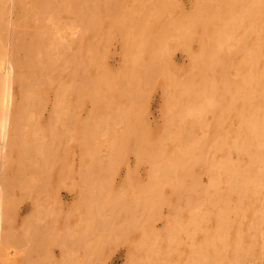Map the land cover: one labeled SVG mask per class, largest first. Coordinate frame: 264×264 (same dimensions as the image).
Masks as SVG:
<instances>
[{"label": "rangeland", "instance_id": "374dc122", "mask_svg": "<svg viewBox=\"0 0 264 264\" xmlns=\"http://www.w3.org/2000/svg\"><path fill=\"white\" fill-rule=\"evenodd\" d=\"M3 1L4 3H2ZM3 1L0 2V10L2 9L3 17H4L2 21V25L0 24V28L3 25H5L4 30L6 32L5 31L4 32L6 36V34L9 32L8 31L9 27H11L10 23L12 19L15 18L14 37L12 38L13 42L15 43L17 41L16 44H18V42L22 40L24 37V41L23 40L22 41L25 42V45L23 44L24 46L22 47L19 46L21 45L20 42H22L20 41L19 42L20 44L17 45V47L21 49L23 48L25 49V46H26L27 47L26 49H28L29 52L31 50V47L33 49L32 50L33 53H31L32 51L29 53V52H26L27 50L25 51L24 49L23 50L19 49L20 50L19 52L18 48H16L17 49L16 55L18 52L16 63L19 66L15 68L16 67L15 65L14 67L15 76L13 78L14 82H13V89H12V96H11V101H12L11 114H10V119H9L10 122L8 124V133L6 136V141H7V148L5 150L6 151L5 153V156H6L5 167L6 168L3 174L4 176L3 179H5V185H3L2 187V196H0V209H1L2 219H3L1 222V225H2L3 230L4 231L13 230L16 233L17 232L22 233V231H24V228L22 227V221L24 220H25V223L28 222L27 225L31 224V226L34 227V229H36L35 223L37 222L38 218L35 217L36 215L35 213H38L37 216L39 217V219L37 222V226H38L37 229H38V235L41 240V257H42L43 264H61V262L62 264H81V263L83 264H129V263L130 264H136V263L149 264L151 262H152L151 264L153 263L155 264H176V263L180 264V262L184 264L183 261L185 263L187 262V259L186 261L184 260L185 258H187V256L185 255L186 252L191 251V250L189 251V249L187 248L194 247L195 250L193 249V252H197L198 250H200L197 252L200 254V252L203 251V249H206L208 245H209L207 247L208 249L206 250L209 251L208 254L210 256L209 255L208 256H209V259L211 260L206 258L208 257L206 256L207 253L205 255L204 253H201V258H204V260L207 259L209 263L211 262L210 264H213V263L215 264L214 261H216L217 264H222V262H226L227 264L228 263L236 264L233 262H235L234 260L237 258H238L236 260V262H238L237 264L239 263L240 264H264V235H263L264 234V187H263V190L261 189L262 192L259 191L260 190L259 187L262 188L260 185L262 183L264 184V181L260 180V183L261 182L262 183L260 185L258 183L259 187H256L255 185V182H256L255 180H258L262 176V173L264 172L263 170L264 169V166H263L264 165V161H263L264 153H261V152H264L263 150L264 149V135H261V134H264L263 132L264 123H263V120H259V119L264 118L263 117L264 115V111H263L264 110V96H263L264 95V85H262L264 84V77H263L264 69L262 67L264 65V49L262 50V48H264V25H262L264 24V20H263L264 18H261V16L264 15V12L262 11L263 9H261V7L264 6V4L261 5V3H264V0H247V1L246 0L244 1L235 0L236 4L238 3L239 6L235 4L234 0H225V1L215 0L214 3H223L222 4L223 7H226V6L230 7L231 5H227L229 3L230 4L232 3V5H234L235 12L233 11V13H236V17L237 19H240L239 20L240 22L237 21V23L235 24L234 32H236L237 30L238 31L235 34H233V37L231 35V37L235 39V37L237 38V37L243 36L241 38H237V40L239 39L238 41H241V42H238L235 39V41L237 42V45H235V42H233L234 39H230L225 43L226 37H224L225 34L223 35V33L228 34V32L227 30L226 32H224L223 30L225 29V27H227L228 31L230 30L231 32V29L233 28L232 26L234 25L232 22L230 23L229 18L227 17L229 21L227 19L226 21H228L232 26L227 22L226 24L224 23L225 19L223 18L225 16H222L223 18L221 17V19L223 20H220V19L213 20V17L211 16V14L214 12V9H217V5L215 7L213 4L214 0L213 1L204 0V2H202V0L201 1L200 0H174L177 3L176 2L174 3L172 0H164V1L163 0H142V1L135 0V2L134 0H89L90 3L89 1H86V0H85L86 1L85 3H82L81 1L80 2L75 1L77 2L75 3L73 2L74 0H67V1L66 0H31L32 2L30 0H26L25 1L26 3H21L20 8H19V5L17 7L16 6L13 7V11H11V2H10L11 0H3ZM36 1H37V4L35 3ZM49 1L53 3H49ZM159 1L161 2V4ZM44 2L46 5L44 4ZM210 2L213 6L212 5L209 6ZM41 3L43 4L40 7ZM194 3H197L199 6L197 4L194 5ZM201 3L202 5L207 4L209 6L208 8L211 9V10H208L209 12H206L207 10H205V12L209 14L210 19L207 16L208 14H205L207 16L206 17L203 13L204 12L203 9H205L207 5L204 6V8L202 9ZM224 3L226 6H224ZM243 3H245V6L248 3H250V6H251V3H255V5L259 3L261 7L258 6V8H260V10L263 12V13L261 12L262 15L260 13H259L260 15L256 14L258 11L260 12V10H257V9L255 10L256 13L252 12V9H254L253 7L251 8V12L254 13L253 15H257V17L260 16L259 17L260 20H255V18L257 19V17L255 16L254 18L253 15L250 16L251 13L250 15H245L244 13L247 10L246 8L249 7V5L247 7L243 6L245 7V9L242 8L241 10L240 7L242 6ZM38 4H39V7H38ZM235 5L239 7L241 12L243 13H240V10H237ZM74 7L75 9H73ZM163 7H165V10H163L164 9ZM196 8H200V9L197 10ZM158 9L160 10L158 11ZM221 9L222 8H219V10H217V13L218 11L220 12ZM248 9H250V7ZM199 10H202V14H201V11ZM238 11L239 13L237 14ZM161 12L162 14L158 15ZM194 13H197V15H195ZM231 13L229 15H231ZM200 14H201V17H200ZM154 15L155 17L153 18ZM194 15H195V18L193 17ZM186 16H187V19H185ZM227 16H228V12H227ZM181 17H183L184 19L182 18L183 19L182 20ZM152 18L154 21L152 20ZM167 18H171L173 19V21ZM178 18L179 20L181 19L180 22ZM195 19H200L198 21H201V20L203 21H201V23L199 24L198 21ZM157 20L159 21L158 24L156 23L158 22ZM191 20L194 24L191 22L192 25L189 26V22ZM210 20H213V21H210ZM261 20L263 21L261 22ZM183 21L184 23H182ZM215 21L217 22L219 21L220 24L219 23L217 24V22L215 23ZM16 22H18L19 24ZM204 22H206L207 24L205 23L206 25H204ZM221 22L224 23V25H222ZM5 23H7V25ZM180 23L182 25H180ZM214 23L217 24L218 26L214 25ZM169 24L170 25L173 24L174 28L175 26L176 27L180 26L179 28L182 29V31H180L179 29H176L177 31H179V32H176L174 28L171 29L172 27L169 26ZM183 25L184 26L188 25L187 27H189L190 29L186 27H182ZM219 25H222V27L220 26L222 29H220ZM194 28H198V29H194ZM216 28L217 29L219 28L218 31L219 30L220 32L222 31L223 37L222 35H220L221 33L219 32H218L219 33L218 35L216 34L217 33ZM157 29L159 31H157ZM26 30L28 33L26 32ZM212 30H214V33ZM16 31L17 33H15ZM154 31L155 32L157 31V32L154 34ZM160 31H162V34H160L161 33ZM172 31H175V32H172ZM189 31L192 32L191 35H190L191 32ZM204 32H207L205 33L206 35H204ZM26 33L30 34V36L27 35ZM18 34L19 35L21 34L20 36H23L25 34V36L21 37L22 38L21 39L19 38ZM230 34H228L227 39L228 37L231 38ZM189 35L191 39H189L190 37L187 38ZM198 35H199V38H198ZM209 35L211 38L214 37L215 39L219 35L222 38H225L223 39L224 42H222V43H225V45L223 46L224 48L222 47L225 52L218 54L219 55L218 58H220V56L222 57L220 60L217 59L218 62H215V63H210L208 61L205 62V60H202L206 58L209 59V55L208 54L205 55L206 53L209 52V49H207L205 46L208 45V47L211 48V46L213 47L216 45V44L214 45L213 43L215 39H212L214 41L209 40L210 39ZM236 35H239V36H236ZM160 36L162 37V39H160L161 38ZM182 36H183V40L179 39V37L182 38ZM28 37H31L32 39L31 38L29 39ZM201 37L203 38L200 40ZM207 37L208 39H206ZM152 39H154L155 41ZM177 40L179 41L181 40V43L178 41L179 43L177 42L178 43L177 44L176 43ZM208 40L209 42H207ZM211 41L213 45H211ZM201 42H203L204 44V45L201 44L202 47L200 46ZM184 43L185 44L187 43V46ZM209 43H210V46H209ZM180 44L182 46L185 45L186 48H184V46L183 47L180 46ZM37 48H39L40 50ZM205 48L208 51H205ZM213 48L215 49L216 47H213ZM213 48H211L210 50V52L212 53H213V50H212ZM218 48L221 49L222 51L221 46L220 47L218 46ZM45 49L48 51H45ZM217 50L218 49L216 48L215 50L216 52L215 51L214 52L217 53L218 52ZM24 51L27 54L29 53V56L27 58H26L27 55ZM200 51L201 52L205 51V53L203 54V52L201 53ZM34 52L39 53V54H37L36 56ZM56 52L58 53V55ZM224 53L226 55H229L230 53L231 55L232 54L233 55L232 56L229 55V57L226 59L225 57L227 56ZM156 54L158 56L162 55V57L160 56L161 58H158ZM197 55H202L203 57L201 56L199 57ZM204 55L206 58L204 57ZM39 56L40 58H42V60L39 58ZM23 57L25 58V60L23 59ZM32 57L33 58L35 57V58L32 59ZM198 57L200 60L203 61V63L202 61L201 63L199 62L200 60L198 59ZM242 57H245L243 58V60L245 59L246 60L245 61L240 60ZM255 57L257 59H255ZM36 58L38 60H36ZM19 59L21 62L19 61ZM193 59L197 61L195 63L199 62L198 67L197 65L194 64ZM221 60L224 62H222ZM239 60L241 62H244L245 64L241 63ZM25 61L27 65L25 64ZM35 61H37V63H35ZM249 61H251L250 67L248 65ZM253 61H256V63L259 62V64L256 66L258 69L259 68L262 69L263 72L262 70L258 71L259 73L257 72V68L255 66L256 63L255 64L252 63ZM238 62L241 64H239ZM21 64H23L24 66ZM166 64L167 66L169 65L168 66L169 69L168 68L166 69L170 72L167 73V71L164 70L165 73L164 75H162L161 73H163L162 71L164 67H167ZM199 64L202 66L203 64L209 65V67H205L206 71L205 70L203 71L204 67L203 69L198 71V69L200 68ZM20 65H21V69H20ZM46 65L47 67L45 68ZM193 65H195V67ZM224 65H228V66L226 67ZM27 66H29L31 69H29ZM193 67L197 69V71H195ZM28 69H29V72H28ZM32 69L33 71H35V74L38 77V80H40V78L42 80V82L40 80V84L38 85L37 83H39V81L38 80L36 81L37 77L34 76L35 75L34 73H32L33 72ZM19 70H22V71L19 72ZM247 70L250 72H247ZM209 71L215 72V74L213 72L212 75H213V79H216L215 82L213 80L214 85L216 84L217 86L215 85L216 88L215 89L212 88L213 90H210V89L207 90L209 84L212 82V79H211L212 77ZM255 71L259 74V76L258 75L256 76L257 73ZM18 72L23 73V77H21L22 75L19 74ZM198 72H200L201 74H198ZM245 72L248 74H251L252 77L255 75L254 77H259V78L249 83L250 82L249 80L246 81V79H249L247 78V76L249 77V75L246 76ZM17 73L19 74V76H17L18 75ZM26 73H27V76H26ZM30 73H31V77H30ZM243 73H245V75H243ZM172 74L175 76V78L173 77ZM207 74L209 77L207 76ZM169 75H170L171 80L169 79ZM200 75L201 76L203 75L202 78L206 76L202 80V82L203 81L205 82V83L203 82V85L206 84V81H207V84L205 85L206 88L205 86H202ZM28 76L32 79L33 82ZM32 76L34 78H32ZM198 76L200 78H198ZM164 78L166 80L167 79L169 80V81L167 80L168 83ZM21 79H22V82H21ZM258 79L259 80L262 79L261 80L262 82L258 83L259 81ZM18 80H20L19 82L21 83H19ZM186 81L187 82L189 81L188 83H190L189 85L191 86V88L190 86H188V84H185ZM34 82H37V83L33 84ZM28 83H30L31 85H29ZM21 84H23L22 86L27 84L26 85L27 88H25L26 90L22 89L25 86L24 87L21 86L20 88L21 90L17 88L18 86L20 87ZM191 84H193V87L197 85V89H195V87L193 88ZM199 84L201 85L200 87L198 86ZM35 85L37 86V88ZM174 85L177 87V89L180 87L179 93H178V90L175 89ZM214 85L210 84L209 87H212ZM249 86L256 87L258 91H255L253 94H251L248 90ZM187 87L191 90V92L194 91L192 93L190 92L191 96H190V93L187 91L189 90L187 89ZM202 87L205 90L201 89ZM28 88L31 90L29 91ZM182 88H185V89L183 90ZM174 90H176L177 92H175ZM261 90L263 92H260ZM27 91L28 93L31 92V96L33 93H36V95L38 93L40 94L38 96L33 95L32 96L33 98L32 97L30 98L29 97L30 93L28 96L27 95L28 93H26ZM165 91L166 92L168 91V92L166 93ZM181 91H182L181 96L184 94L183 92H185L186 94L184 95L186 96V98L184 96L180 97L179 102L185 104L186 106L185 105L183 106V104H180L179 102H177L178 100L177 98H176L177 100L176 99L173 100L175 98V95H172V98H173L172 101H174L173 103H176V102L177 103L174 104V106L173 104L170 105L167 103L168 100L171 101L170 95L173 92H174L173 94H180ZM198 91H200V93ZM205 91H206V94H208L207 92H209L212 95V97L217 95L216 97H214L216 99L212 100L213 102H211L210 100L212 98L206 97L207 95L205 96ZM249 93L251 96L249 95V97H247L248 95L246 96V94H249ZM257 93L260 95V98H258L259 95H257ZM192 94L197 96L198 98L201 97V100L203 99V101L204 102L206 101V103L203 104L204 103L203 101L202 103H200L201 102L199 100L200 98L197 99V101L193 100L192 98H189V97H193ZM25 95H27L29 100L27 99V97L24 98ZM177 96L179 95H176V97ZM208 96L210 95L208 94ZM206 98H209L210 100L209 99L207 100ZM222 98H225V99L220 100ZM37 99L39 100L37 101ZM187 99L188 101H186ZM230 99H231V102H230ZM215 100L218 102L221 101L222 105H219L220 103L216 102ZM224 100H226V103L228 102L227 100H229V105H227L228 103L226 104L225 102H223ZM28 102H30L29 105H28ZM210 102L212 104H209V106L206 105ZM214 103L215 104L218 103L216 105L222 106V107L224 106V103H225L227 105V107L224 106L223 108L225 113L221 110L219 111L218 110L219 107L212 108L214 106L213 105ZM188 104L190 106L189 108H192V110H190L191 112L195 109H197L198 111L195 110L193 113H191L188 110L189 109ZM168 105L171 107H169ZM177 105H180L181 108H178L179 106L176 107ZM235 105H236V110L234 107ZM22 106L24 107L22 108ZM38 106L40 107V109H38L39 108ZM200 106H202L201 109H198ZM229 106H232V107H229ZM174 107H176L177 109ZM222 107H220V109H222ZM254 107H257V108H254ZM225 108H227L228 111ZM229 108L230 109L232 108L235 111L234 110L231 111L232 109L230 110ZM258 108L260 109V110H257L259 112L256 111V109ZM184 109L185 110L187 109L185 113H184L185 111ZM20 110L23 112H20ZM28 110L30 112H28ZM178 110H183V112L182 111L178 112ZM236 111L237 112L239 111L240 114L236 115ZM247 111H251L250 112L251 114L249 112L247 113ZM244 112L245 114L247 113L251 115L250 119L257 118V116L260 115L261 118H257V120L260 121L262 125L257 126L256 124H254L255 123L254 119H252L250 120V124L251 125L253 124L254 127L251 126L250 128V124L248 120L249 116L247 115L248 117L244 116L245 118H243V114H241ZM252 112L254 115L256 113L257 116L252 115ZM221 113L223 114V116L225 115L224 118H228V119L223 120V116ZM228 113L230 116H226ZM24 114L26 116H24ZM217 115L218 116L221 115L219 116L220 120ZM184 116H186L185 117L186 120L184 119ZM240 116L243 119V121L242 119L240 120ZM171 119L172 121H170ZM216 119L219 120L220 122H225V123H221V127H220V125H218V123L220 124V122H218ZM238 119L239 121L243 122V125L241 124V122H239L240 124L236 123ZM181 121H182V124H184L185 122L184 128L179 127V125L183 126L179 124ZM251 121L253 122L251 123ZM33 122L35 123L33 124ZM170 122L174 123L173 126H171ZM216 122L218 123L216 124ZM244 122L247 123L246 125L247 127H249L248 128L249 130L252 129L254 131V132L251 131L253 134L259 128H260L259 130H261V133L258 130V132L255 133V136H252L253 134L250 131L248 132L247 127H245L246 125ZM231 123H232V126H231ZM215 125H216V129H215ZM227 125L228 127H226ZM234 125L236 126L239 125L237 128L242 126V129H244L243 127H245V129L247 130L246 132L248 134L251 133L252 135L251 134L248 135L245 132V129L244 130L240 129V130L242 132H245L247 135L245 133H242L240 130L234 127ZM256 126L258 127V129L257 128L254 129ZM225 127L226 129L229 128L228 131L230 130V132L234 130V133L238 135L237 138L234 136V133L232 131L230 134L229 133L227 134L228 137L225 138L226 140L225 139L223 140L222 138L226 136V133H224V131L225 132H228V131L224 129H223L224 131H222L220 130V128L222 129ZM175 130L176 131L178 130V131L175 132ZM203 130L205 132H203ZM167 131L168 132L174 131V133L173 132L168 133ZM215 131L216 132L219 131V132L215 133ZM210 132L212 133L211 136L214 133L216 134L215 136H218L217 139L219 142L214 136L213 137H214L215 142H212L213 140L211 141L213 137H210V134H209ZM237 132H239V134L242 133L241 134L242 136L239 135ZM203 133L204 135H202ZM205 133L206 134L208 133V135H206ZM219 133L223 137L221 136L219 138L220 136ZM259 133L261 137L259 136ZM189 134L191 137H193V135L194 137H197V135L201 136V137L200 136L197 137L198 139L200 137L199 143H198L200 144V147L197 144V141L194 142L193 139L195 138H192L193 140L192 142V140L189 137ZM169 135L171 136L170 139L168 138ZM247 136L249 137L246 138ZM251 136L253 138H256V136L258 137L256 138L257 142L256 143L254 142L255 145H253L254 139ZM184 137H187L188 140L187 138L185 139ZM35 138H38V139H35ZM250 138H251V141H250ZM235 139H237L238 141L237 140L234 141ZM240 139L242 141L239 142ZM248 139L250 142L248 141ZM184 140H187V141L184 142ZM231 140H233L234 143ZM188 141H190L191 143H189ZM224 141L225 142L229 141V143L233 144L235 147H238V149L236 148L237 149L236 150L234 146H232L231 144L229 146L228 143L227 145L229 146V148L226 147L227 145L224 147ZM243 141H244V144H243ZM26 142H28V144ZM36 142H37V145H36ZM186 142L188 144H191L192 146H195L197 150H195L194 147L191 148V145L190 147L187 146L188 144ZM216 142L223 143L221 145L219 144L220 146H223V148H221ZM236 142L238 143V145L239 144L241 145V148H239L238 145L236 146ZM258 142L260 143V145ZM184 143H186V146L189 147L190 150L194 149L195 152L192 150L191 152H188L189 149L185 146ZM194 143L197 144L199 148L203 147L202 149L204 150V153L201 149L197 147V145H193ZM257 145L262 146V147L259 148ZM39 146H41V148ZM231 146L233 148H231ZM242 146L244 148L248 146L249 148L243 149ZM255 146L258 147L259 149L258 148L256 149ZM158 148L160 149V151ZM144 149L145 151H149V152L153 151L152 153L150 152V154L154 156H155L154 151H156L157 157L161 155L160 152H163L164 154H162L161 158L159 159V158L151 156L149 152H147L149 154L148 155L144 151ZM239 149L241 150V152H239L240 151ZM247 149H250L251 151ZM171 150H173V152ZM181 150H184L183 154L189 153V155H185V154L183 155L182 152H178ZM226 150H228V152ZM254 150H257V152ZM174 151H175V154H174ZM225 151L227 154L225 153ZM235 151L236 152L238 151L239 153L235 154ZM200 152L203 155L205 154L204 156L203 155L201 156L205 157L204 159L208 158L207 159L208 161L206 160V162H204L205 160H203L200 157V154H199ZM194 153L199 154V157H200L199 160L200 161L203 160L201 162L205 163V166L199 160L197 161L201 164L194 161V163H197L198 166H195L194 163H193L194 166L192 163H189L191 164V166H193L190 168L189 167L190 165L189 166L187 165L186 162L187 161L190 162V160L189 158L187 160L186 157L190 156L191 154L192 158L195 159L194 156H197V155H195ZM215 153H216V156H215ZM243 153H245L246 156H247L246 153H248V156H250V158H251V153H252L253 156L255 155L254 158L255 159L257 158V159L255 160L251 158L252 159L251 160L247 156L249 159L248 161H250L251 163L246 164L245 162H247L246 160L247 157L243 155ZM178 154H180V156ZM229 154L231 155V158L229 157L230 156ZM23 155L25 156V158ZM165 155L172 157L173 161H174V156L176 155L175 158L178 157L177 159H179V161H177V159L176 161L178 163H181L182 165L185 164L184 166L187 167L185 168L187 169V172H190V169H192V172H190V174L186 172L185 174V171H186L185 169H183L184 171L183 170L179 171L181 170L180 169L181 164H178L179 167L178 166L173 167L174 164L169 159V157H166ZM225 155H229V156L227 157ZM182 156H185V157H183L182 158L183 160L180 161ZM218 156L220 157L222 156V158H218ZM241 156H242L243 162H241V160L240 162H237V159L241 158ZM235 157H237V159H235ZM167 158L169 159L168 161L169 164L172 165L171 168L174 169L172 173H174V171L176 170L175 173L176 175L179 174L178 176H180L181 174L180 172H182V174L184 172L185 175L189 174V176L191 175V177L193 174V178L195 176L197 177L199 176L198 179H195V180L190 177L191 179L194 180L193 181L190 179V181H192L193 186H191L192 184L187 185L188 182L186 179H188L189 181V178H187V176L186 178H182L183 179L182 182H184L183 183L184 187H182L183 185H181L180 183L181 179L178 180V178H180L181 176L180 177L176 175L175 177L172 176V178H175L176 181L172 180L171 177H170L171 179H168L169 178L168 176L169 175L171 176L173 174L167 171L168 169L171 170L170 166L167 163H165L168 160ZM224 158H227L228 161L230 159V162L226 160L230 165L231 163L234 162L233 159H235L236 160L235 162H237L238 164L237 163H233V164L234 165L237 164V166L232 167L233 164L232 166H230L225 161ZM184 159L186 162L184 161ZM22 160L23 162H21ZM151 160H153L152 162L154 164L158 160L161 161V163L164 162V165L165 166L167 165L166 166L167 168L164 165L161 166V172L164 173L162 169L164 170L167 169L165 172L168 173L169 175H166V174L163 175V173L161 174L159 171L160 167H158V165H162V164H160V162H157L158 165L156 163V165L154 166V164L151 163ZM176 161H174V163ZM216 161L218 163H215ZM221 161H223L224 163L222 162L221 164ZM253 161L256 163H253ZM257 161L259 163L260 161L261 163L262 162L263 163L257 165L258 163ZM209 162L212 164H210ZM239 163H241L240 166L242 165L243 166L242 167L238 166ZM211 166L213 167L214 170L211 168ZM254 166L257 169L260 168L261 170H263L261 171L259 169V172H261V174L259 172L256 173L257 170H255L256 168H254ZM156 167H158L159 169L157 168L158 170H156ZM201 167L202 168L206 167L207 168V169L205 168L206 171L205 170L202 171ZM250 167L253 170L251 174L252 173L254 174L252 179H251L252 176H250L251 174L249 173ZM222 168L224 170L228 169L234 174L232 173L233 174L232 175L231 172H229L228 170H227L228 172L226 171L225 173V171ZM235 168L236 170L239 169L240 171L241 169L243 171L246 170V172L248 171L247 173L249 175L248 174L246 175L245 171L238 172L235 170ZM212 170L214 172H212ZM151 171H153L154 174ZM154 171L156 173H160V176L158 174L155 175ZM194 171L197 172V175H194ZM217 171H219V173ZM258 173L261 175L259 178L256 177L258 176ZM151 174H153V176L158 175L157 178L160 177V180L162 181L163 179H161V177L165 179L167 178V180L165 181L169 180L168 185H166L167 182L166 184L165 182L160 183V181L157 180L156 177L154 179ZM209 174L210 176H208ZM183 175L182 177L185 176ZM234 175L235 176L237 175L245 176L246 175L245 179L247 180L251 179L254 182L250 181L249 183L246 180L249 183L246 185L244 184L245 182L243 183V181H245L243 177L241 178L239 176L235 178ZM248 176H250V178ZM209 177H211V180ZM218 177H220L221 180L223 181L221 182L222 185L218 183V180H220V178L218 179ZM231 177L233 178V180ZM263 178H260V179H263ZM152 179L157 184H158L157 181H159L160 183L155 187L157 190H155L153 186V185H156V183L154 181H150ZM223 179H225L226 181ZM237 179L238 180L240 179L242 181V182L239 181L242 185L238 183ZM197 180H199V182L201 181V183H199ZM215 180L217 181L216 185L219 184L221 186L219 188L221 189L218 188L219 185L217 186V188L214 187ZM212 181H214L213 184H212ZM151 182H153L154 184L152 183L153 184L152 185ZM197 182L199 183V185H195L197 184ZM202 183L205 185H203ZM206 183H207V186H206ZM231 184L233 186H231ZM253 184L254 186H252ZM249 185L252 189L258 188L256 189L258 192L255 191V194H254V192L250 193L248 191L249 192L248 193L247 189L249 188ZM173 188L175 189V191ZM198 189L200 190V192H198L199 191ZM149 190H151V192ZM154 191H156V193ZM250 191L252 192V190ZM247 193L250 195H248ZM256 193H258L259 195ZM154 196H156V198L158 196V198L160 199L159 200L157 198L159 201L158 203L157 202L155 203L156 199L153 202V199L155 198ZM245 196H247V199L245 198ZM187 199L190 201L189 202L190 206L194 208L195 210L201 207L207 208L205 209L206 215L210 214V215H207L208 218L210 219L205 218L207 216L204 214L205 211L204 209L202 210V208L200 209L201 210L200 212L198 211L199 209L197 210V212H199L198 214H200V215H197L198 218L195 217L194 215V214H197V213H194L195 210L188 211L187 208L190 206H187L188 204ZM241 199H244V200L239 201ZM250 201H253L255 205H253V203H250ZM200 203L202 204L206 203V204H203L202 206ZM237 203H240L238 204L240 207L237 205ZM243 203H247L245 205L247 208L248 207L249 208L247 209L245 208V206L242 207L241 204L244 205ZM235 204L238 207L235 206ZM219 205L221 207H219ZM196 206H198V208H195ZM205 206H208V207H205ZM226 207H227V210H226ZM241 207L243 208V210L247 209L244 212L245 214L241 213L243 212ZM209 208L211 209V212H209L210 210ZM220 208L221 209L223 208V210H225L228 213L230 212L229 214L230 216L228 214L227 215L231 217L233 220L235 219L232 222L230 220L231 218L229 219L226 213L222 212L221 215L222 216L226 215L227 219H229V221L231 222L229 223L230 226L228 225L226 226V228L224 226L222 227V229L220 226L227 224L225 222L227 220L225 217H224L226 219L225 221L221 219L224 222L222 223V225L221 224L218 225V223H220L218 221L217 223L216 222L214 223V221L217 220V217L218 216L220 217V214L218 212L223 211ZM230 208L232 209L234 208L237 210L234 212V209L232 211V209ZM35 209H39V210L36 212ZM239 209L242 211L239 212ZM230 210L234 214H236L237 212V214L236 215L232 214ZM187 211L190 213L192 212V213L191 214L185 213ZM249 211L253 213L251 214ZM201 212L203 214L202 215L203 217L201 216ZM179 213H182V214H179ZM216 213H218L219 215ZM249 213L251 214L250 218L248 217L250 215ZM243 214L245 217L243 216ZM178 216H181L182 218L183 216H185L183 218V219L186 218L185 221L182 220L181 222L180 217L178 218ZM186 216H188L189 218H187ZM190 216L191 218L193 217L191 219L192 221L193 219H199V216L201 217L200 220L202 218L205 219L204 223L207 221L206 224L201 222L202 223L201 225H198L197 223H194L193 225L192 223L194 227L198 226L199 228H201L204 225V227L206 228V229H202L203 227L201 229L197 228V230H200L201 232H198V231L193 232V228L191 232V228H190V232L193 235L191 238H193V240L191 238H189L190 240L187 239L188 236L191 234L189 231H188L189 235L188 233H186L189 228H186L187 229L186 230L184 229V227H187V226L183 227L184 223H185L184 225L188 224V227H189V222L191 223V220H189ZM246 216L250 219L249 221H250V224H252L250 225L252 226V229H250L251 227L249 228L248 225H246L247 227L245 226V223L247 224L248 222V221L246 222V220L248 219ZM34 218L36 219V221ZM187 219L189 220V222ZM168 220H171L172 222ZM200 220L199 221L194 220L193 222L199 223ZM252 220L254 221V223L256 222L257 225L259 224V226L256 227V225H253ZM239 221L243 222L244 224L239 223ZM173 222L175 223L173 224ZM10 223H11V226H10ZM171 224L172 226H170ZM192 225L190 224V227ZM231 225L233 226V229L231 228L232 227ZM212 226L213 227L219 226L218 228H216L218 229V231L216 232L217 234L218 232L220 234L221 231H223L224 229L225 231L229 229L226 232L227 234H229L228 235L229 237L226 235L225 232L221 233L222 235L224 234V236L226 237L225 238L221 235V237L227 240L226 242L222 243V241H225L224 239L221 240L222 238L219 240L220 236H218L215 233L216 229L214 231V229H212ZM238 226H241L242 230L244 229V233H246L245 229H249V231L247 232L248 234L250 233V236L247 235L249 236L247 238L246 234L241 233L243 231L237 228ZM171 227H173L172 229L174 228L175 229L171 231L172 229L171 230L169 229ZM177 227H179V229H182L183 231L186 230V232L182 234V232H180L178 229V232L180 234L179 235L176 229ZM253 227L257 228L258 230H256L255 232V230H253L255 228ZM207 229L211 230L210 233ZM234 229H238L236 230L237 237L235 236L236 237L235 241H233L234 240L233 236L232 235H231L232 237L230 236V234L234 232L233 231ZM148 230L150 231L152 230L155 233L152 231L151 233ZM172 232H176L178 236L174 235L175 233L172 234ZM212 232H214L213 234L215 237L214 243L211 242L213 241L214 237H210ZM252 232H254V234ZM194 233H197V234H194ZM149 234H151L150 237H149ZM215 234L217 237H219L218 239L215 236ZM143 235H145L146 237ZM168 235H170V237ZM142 236L144 238L143 240H142ZM165 236L168 238H166ZM202 236L204 237L208 236V237L202 238ZM242 238L243 239L245 238L246 240H243ZM204 239H206V241ZM216 239L218 242H216ZM229 239L230 241L232 240L234 244L236 243V245L238 244L237 240L239 241V239H241L242 241L241 240H240L241 242L239 241V245L240 243H243L245 241L244 243L247 245L246 246L247 248L245 247V244H243L244 246L242 245L243 247H241L240 249L241 245L240 246L237 245L238 247H236V245L234 246L233 243L231 244V242L228 241ZM220 241L223 246L219 244ZM145 242H147V244ZM193 243L194 245L190 246V244H193ZM212 243L213 244L217 243L215 245H217L219 249L223 247L225 249V246L228 243L229 245L227 246L228 247L230 246V247L229 249L228 248L225 249L227 250L228 253L226 254L224 252L225 251L224 249H222L224 250L222 251L223 254L220 253L221 249H220V252H218L219 254L214 253L219 250H217V248L216 249L214 248L216 251L212 249L211 248ZM215 245H213V247ZM232 245H233L232 248L234 247H236V249L239 248L240 253H238V251L234 249L232 251V248H231ZM197 246L203 247L202 250L200 249L201 247L198 248ZM149 248L151 250H149ZM242 248L245 251L242 250ZM137 249H140V250H137ZM229 251H232L231 252L232 254L233 253L235 254L236 252L235 256L232 257ZM166 252L167 254H165ZM169 253L170 255H168ZM190 253H188L189 261L186 264H191V263L200 264L201 261L204 262V260H202L199 257V254L192 253L193 255H191ZM241 253L244 254L243 256L244 259L242 255H240ZM189 255H191L192 258L189 257ZM194 256H195V259H197V262H198V258H200L199 260L200 262L198 263L195 262ZM203 256H206V257H203ZM223 256L227 257V258L225 257L226 261H221V258L219 259V257H223ZM223 259L224 258H222V260ZM85 260H86V263H85ZM207 263H204V264H207Z\"/></svg>", "mask_w": 264, "mask_h": 264}, {"label": "bare ground", "instance_id": "6f19581e", "mask_svg": "<svg viewBox=\"0 0 264 264\" xmlns=\"http://www.w3.org/2000/svg\"><path fill=\"white\" fill-rule=\"evenodd\" d=\"M1 1H3V0H0V2H1ZM25 1H26V0H11V1H10V2H11V11H13V7H15V6L17 7V6L19 5V8H20V7H21V3H26ZM30 1H31V0H30ZM66 1H67V0H66ZM75 1H77V2H80V1H81L82 3H85L86 1H89V0H86V1H85V0H74L73 2H75ZM141 1H142V0H141ZM163 1H164V0H163ZM172 1H173L174 3L176 2V1H174V0H172ZM200 1H201V0H200ZM212 1H213V0H212ZM224 1H225V0H224ZM243 1H244V0H243ZM246 1H247V0H246ZM31 2H32V1H31ZM45 2H46V1H45ZM45 2H44V4H45ZM77 2H75V3H77ZM92 2H94V1H92ZM105 2H106V1H105ZM134 2H135V0H134ZM155 2H156V1H155ZM159 2H160V1H159ZM159 2H157V3H159ZM173 2H172V3H173ZM202 2H204V0H202ZM214 2H215V0L213 1V4H214L215 7H216V5H217V9H214V12L211 14V16L213 17V20H215V19H216V20H219V19H220V20H223V19H225V21H224L225 24H226V22L229 23L228 21L230 20V23L232 22V23L234 24V25L232 26V25L229 23V24L233 27V28L231 29V32H232V31L234 32L235 24L237 23V21L240 20V19H237V17H236V13H233V11L235 12L234 5H232V3H231V4H230V3L227 4V5H231V6H232V7L230 6V7H231V8H230V7H227V6L225 5V3H224V6H226V7H223V5H222L223 3H214ZM234 2H235V0H234ZM252 2H253V1H252ZM2 3H4V1H3ZM6 3H7V1H6ZM35 3L37 4V1H36ZM38 3H39V1H38ZM46 3H47V2H46ZM49 3H53V2H50V1H49ZM89 3H90V1H89ZM97 3H98V2H97ZM142 3H143V2H142ZM149 3H150V2H149ZM162 3H163V2H162ZM169 3H171V2H169ZM174 3H173V4H174ZM176 3H177V2H176ZM36 4H35V5H36ZM42 4H43V3H41L40 7L42 6ZM160 4H161V2H160ZM160 4H159V5H160ZM195 4H197V3H194V5H195ZM203 4H204V3H203ZM235 4H236V2H235ZM239 4H240V3H239ZM246 4H247V3H246ZM263 4H264V3H261V5H263ZM45 5H46V4H45ZM47 5H49V4H47ZM58 5H59V4H58ZM159 5H158V6H159ZM164 5H165V4H164ZM197 5H198V4H197ZM201 5H202V3H201ZM206 5H207V4H206ZM206 5H202V6H201L202 9H203L204 6H206ZM210 5H212L211 2H210V4H209V6H210ZM236 5H238V3H237ZM236 5H235V6H236ZM248 5H249L250 9H248V8H249V7H247ZM252 5H253V6H252ZM261 5H259V3H257L256 5H255V3H251V6H250V3H248V4L245 6V3H243L242 6H241L240 8H241V10H242V8L245 9V7H247L246 9H247L248 11H247V10H246V11L243 10V11H245L244 14H245V15H250V13H251L250 16H252L254 13H256V11H255L256 9H257V10H260V8H258V6L261 7ZM198 6H199V5H198ZM209 6L207 5V7H206L205 9H203V10H204V12H203L204 15H205V14H208V13H206V12H209L208 10H211V9L208 8ZM212 6H213V5H212ZM238 6H239V5H238ZM243 6H245V7H243ZM38 7H39V4H38ZM142 7H143V6H142ZM161 7H162V6H161ZM166 7H167V6H166ZM201 7H200V8H201ZM215 7H214V8H215ZM252 7L254 8V9H252V12H254V13L251 12V8H252ZM256 7H257V8H256ZM262 7H263V8H262ZM262 7H261V9H263L262 11L264 12V6H262ZM55 8H57V7H55ZM154 8H155V7H154ZM163 8H164L163 10H165V7H163ZM200 8H196V9L198 10V9H200ZM207 8H208V9H207ZM219 8H222V9H221L220 12L218 11V13H217V10H219ZM236 8H237V10H240L239 7L236 6ZM40 9H41V8H40ZM73 9H75V7H74ZM228 9H230V10H228ZM233 9H234V10H233ZM3 10H4V9H3ZM20 10H21V9H20ZM24 10H25V9H24ZM129 10H130V9H129ZM159 10H160V9H158V11H159ZM197 10H196V11H197ZM205 10H207V11L205 12ZM227 10H228V11H227ZM241 10H240V13H243V12H241ZM249 10H250V11H249ZM21 11H22V10H21ZM25 11H26V10H25ZM68 11H69V10H68ZM112 11H113V10H112ZM199 11H201V14H202V10H199ZM199 11H198V12H199ZM212 11H213V9H212ZM229 11H230V12H229ZM262 11L260 10V12L258 11L256 14H257V15H258L259 13L261 14ZM198 12H197V13H198ZM227 12H228V16H227ZM231 12H232V13H231ZM246 12H247V14H246ZM263 12H262V13H263ZM163 13H164V11H163ZM197 13H194V14L197 15ZM230 13H231V15H229ZM238 13H239V11L237 12V14H238ZM30 14H31V13H30ZM74 14H75V12H74ZM160 14H162V12L159 13L158 15H160ZM201 14H200V17H201ZM244 14H243V15H244ZM260 14H259V15H260ZM119 15H120V14H119ZM119 15H118V16H119ZM122 15H123V14H122ZM129 15H130V14H129ZM186 15H187V14H186ZM195 15L193 16L194 18H195ZM198 15H199V14H198ZM214 15H215V16H214ZM257 15H253V17L255 18V16L257 17ZM261 15H262V14H261ZM205 16H206V15H205ZM205 16H204V17H205ZM207 16L209 17V14H208ZM207 16H206V17H207ZM222 16H225L226 18H225V17L223 18ZM262 16H263V17H262ZM262 16H261V18H264V15H262ZM56 17H57V16H56ZM121 17H122V16H121ZM154 17H155V15L153 16V18H154ZM156 17H157V16H156ZM169 17H170V16H169ZM183 17H184V16H183ZM183 17H181V19H182ZM197 17H199V16H197ZM212 17H211V19H212ZM221 17H222L223 19H221ZM227 17L229 18V20H228ZM259 17H260V16H259ZM259 17H257V19L255 18V20H260ZM3 18H4V17H3V11H2V9H1V10H0V24H1V25H2ZM114 18H115V17H114ZM153 18H152V20H153ZM158 18H159V17H158ZM158 18H157V19H158ZM243 18H244V17H243ZM56 19H57V18H56ZM108 19H109V18H108ZM155 19H156V18H155ZM167 19H171V18H167ZM181 19L179 20V18H178L179 22L181 21ZM183 19H184V18H183ZM183 19H182V20H183ZM185 19H187V16L185 17ZM209 19H210V17H209ZM209 19H208V20H209ZM226 19H227L228 21H226ZM158 20H159V19H158ZM158 20H157V21H158ZM175 20H176V19H175ZM195 20L198 21V20H200V19H195ZM206 20H207V19H206ZM206 20H205V21H206ZM213 20H210V21H213ZM263 20H264V19H263ZM263 20H261V22H262ZM9 21H10V20H9ZM54 21H55V20H54ZM117 21H118V20H117ZM153 21H154V20H153ZM171 21H173V19H171ZM171 21H170V22H171ZM201 21H203V20H201ZM201 21H198V23L200 24ZM114 22H115V21H114ZM174 22H175V21H174ZM174 22H173V23H174ZM179 22H178V23H179ZM191 22H192V20L189 22V26L192 25ZM206 22H207V21H206ZM206 22H204V25H206V24L208 23V22H207V23H206ZM216 22H217V21H215V23H216ZM239 22H240V21H239ZM8 23H9V22H8ZM16 23H18V22H16ZM156 23L158 24L159 21L156 22ZM156 23H155V25H156ZM182 23H184V21H183ZM187 23H188V22H187ZM192 23H193V22H192ZM205 23H206V24H205ZM215 23H214V25H217V24L219 23V21L217 22V24H215ZM221 23H222V22H221ZM224 23H222V25H224ZM247 23H248V22H247ZM5 24L7 25V23H5ZM18 24H19V23H18ZM82 24H83V23H82ZM119 24H120V23H119ZM152 24H153V23H152ZM174 24H175V23H174ZM193 24H194V23H193ZM208 24H209V23H208ZM211 24H212V22H211ZM219 24H220V23H219ZM153 25H154V24H153ZM177 25H179V24H177ZM180 25H182V24L180 23ZM185 25H186V24H185ZM202 25H203V23H202ZM222 25H219V27H220V26L222 27ZM227 25H228V24H227ZM227 25H226V26H227ZM249 25H250V24H249ZM262 25H264V24H262ZM10 26H11V27H9V30H8L9 32L6 34V36H5V32H6V31L4 30V29H5V25H3V26L0 28V196H2V187H3V185H5V179H3V178H4L3 174H4V170H5V168H6V167H5V165H6V159H5V158H6V156H5L6 151H5V150H6V148H7L6 136H7V133H8V124H9V122H10L9 119H10V114H11V104H12L11 96H12V89H13V82H14V79H13V78H14V76H15V75H14V69L17 68V66H19V65H17V63H16V62H17V59H16V58L18 57V52H17V55H16V51H17L16 48H18V51L20 52L19 49H21V48L17 47V45H19L20 43H21V45H19V46H21V47L25 45V42H23V41H24V37H23V36H25V34H24L23 36H20L21 34H20V35L18 34V35H19V38L23 37V39L21 38L23 41L20 40V41H22V42L19 41L20 43L18 42V44H16L17 41L14 43L13 40H12V38L14 37L15 18L12 19V21H11V23H10ZM16 26H17V24H16ZM161 26H162V24H161ZM169 26L172 27L171 29L174 28V27H173V24H171V25L169 24ZM187 26H188V25H187ZM187 26H184V25H183L182 27H186V28L190 29V28L187 27ZM217 26H218V25H217ZM217 26H216V27H217ZM85 27H86V26H85ZM149 27H150V26H149ZM177 27H178V26H177ZM177 27L175 26V28H174L176 32H179V31H177L176 29H179L180 31H182V29L179 28L180 26H179L178 28H177ZM192 27H193V26H192ZM221 27H220V29H222ZM223 27H225V26H223ZM237 27H238V26H237ZM147 28H148V27H147ZM168 28H169V27H168ZM211 28H212V27H211ZM238 28H239V27H238ZM91 29H92V28H91ZM160 29H161V28H160ZM194 29H198V28H194ZM204 29H205V28H204ZM216 29H217V28H216ZM218 29H219V28H218ZM218 29H217V31H216V32H217L216 34L218 35L219 33H221L220 35H222V31L220 32V30L218 31ZM223 29H224V28H223ZM229 29H230V28H229ZM235 29H236V28H235ZM260 29H262V28H260ZM41 30H42V29H41ZM186 30H187V29H186ZM205 30H206V29H205ZM205 30H204V31H205ZM226 30H227L228 34L231 33L230 30L228 31V28H227V27H225V29H224L223 31L226 32ZM4 31H5V32H4ZM97 31H98V30H97ZM132 31H133V30H132ZM157 31H159V30L157 29ZM157 31H156V32H157ZM169 31H170V30H169ZM175 31H172V32H175ZM187 31H188V30H187ZM191 31H192V30H191ZM191 31H189V32H191ZM199 31H200V29H199ZM201 31H203V30H201ZM212 31H213V33H214V30H212ZM212 31H211V33H212ZM237 31H238V30H237ZM237 31H236V32H237ZM260 31H261V30H260ZM262 31H263V30H262ZM23 32H24V31H23ZM26 32H27V30H26ZM37 32H39V31H37ZM43 32H44V31H43ZM80 32H81V31H80ZM156 32L154 31V34H155ZM160 32H161L160 34H162V31H160ZM185 32H186V31H185ZM209 32H210V31H209ZM218 32H219V33H218ZM233 32L230 34V37H231V35H232V37H233V34L236 33V32H234V33H233ZM15 33H17V31H16ZM19 33H20V32H19ZM24 33H25V32H24ZM27 33H28V32H27ZM27 33H26V34H27ZM44 33H45V32H44ZM84 33H85V32H84ZM152 33H153V32H152ZM183 33H184V32H183ZM205 33H207V32H204V35H206ZM262 33H263V32H262ZM191 34H192V32L190 33V35H191ZM224 34H225V35H224ZM228 34H227V33H223L224 37H226L225 43H226L228 40H230V39H234V38H232V37H231V38L228 37V39H227ZM27 35L30 36V34H27ZM42 35H43V34H42ZM137 35H138V34H137ZM141 35H142V34H141ZM157 35H158V33H157ZM163 35H164V34H163ZM185 35H186V34H185ZM187 35H188V34H187ZM190 35H189L188 37H187V36H186V37L189 38ZM199 35H200V34H199ZM199 35H198V38H199ZM201 35H202V33H201ZM220 35L217 36L216 39H215L214 37L211 38L210 35H209V37H210L209 40L215 39V41L212 40V41H214V42H213L214 45L216 44V45L213 46V47H216V48L218 49V50H217L218 52L215 53V52H216V51H215L216 48L214 49V48L211 46V48H213V49H212V50H213V53H212V52H210L211 48L208 47V45L205 46L207 49H209V52H210V53L208 52V53L205 54V55H207V54L209 55V59H210V60L207 59V58L205 57V55H204V57H205L206 59H202V58H201L202 60H205V62H206V61H208V62H210V63L218 62L217 59L220 60L221 57H222V56H220V58H218V56H219L218 54H219V53H222V52H225L224 49H223V48H224L223 46L225 45V43H222V42H224L223 39H225V38H222L223 35H222V37H221ZM33 36H34V35H33ZM33 36H32V37H33ZM43 36H44V35H43ZM81 36H82V35H81ZM151 36H152V35H151ZM234 36H235V35H234ZM236 36H239V35H236ZM255 36H256V35H255ZM45 37H46V36H45ZM147 37H148V35H147ZM160 37H161V36H160ZM184 37H185V36H184ZM204 37H205V36H204ZM220 37H221V38H220ZM241 37H243V36H240V37H237V38H241ZM28 38L30 39L31 37H28ZM78 38H79V37H78ZM155 38H156V37H155ZM163 38H164V37H163ZM187 38H185V39H187ZM202 38H203V37H201L200 40H201ZM237 38L235 37L236 41L239 40V39L237 40ZM261 38H262V37H261ZM14 39H15V38H14ZM31 39H32V38H31ZM138 39H139V38H138ZM160 39H162V37H161ZM160 39H159V40H160ZM179 39H182V40H183V36H182V38L179 37ZM189 39H191V37H190ZM206 39H208V37H207ZM235 39H234V41H233V40H232V41L235 42V45H237V42L235 41ZM243 39H244V38H243ZM152 40H154V39H152ZM197 40H198V39H197ZM209 40H208L207 42H209ZM241 40H242V39H241ZM77 41H78V40H77ZM154 41H155V40H154ZM157 41H158V40H157ZM178 41H179V40H177L176 43H177ZM186 41H187V40H186ZM190 41H191V40H190ZM212 41H211V45H213ZM260 41H261V40H260ZM37 42H38V41H37ZM179 42L181 43V40H180ZM179 42H178V43H179ZM187 42H188V41H187ZM198 42H199V41H198ZM233 42H232V44H233ZM238 42H241V41H238ZM256 42H257V41H256ZM27 43H28V42H27ZM32 43H33V42H32ZM32 43H31V44H32ZM39 43H40V42H39ZM52 43H53V42H52ZM70 43H71V42H70ZM153 43H154V42H153ZM178 43H177V44H178ZM182 43H183V42H182ZM243 43H244V42H243ZM23 44H24V45H23ZM75 44H76V43H75ZM81 44H82V43H81ZM184 44H185V43H184ZM201 44H203V42L200 43V46H201ZM222 44H223V45H222ZM227 44H228V43H227ZM245 44H246V43H245ZM252 44H253V43H252ZM28 45H29V44H28ZM34 45H35V44H34ZM44 45H45V44H44ZM55 45H56V44H55ZM87 45H88V44H87ZM145 45H146V44H145ZM185 45L187 46V43H186ZM185 45H183L184 48H186ZM203 45H204V44H203ZM50 46H51V45H50ZM50 46H49V47H50ZM52 46H53V45H52ZM61 46H62V45H61ZM77 46H78V45H77ZM180 46H182V45L180 44ZM183 46H182V47H183ZM209 46H210V43H209ZM218 46H219V47L221 46V48L223 47V48H222V51H221V49L218 48ZM245 46H246V45H245ZM255 46H256V45H255ZM29 47H30V46H29ZM201 47H202V46H201ZM226 47H227V46H226ZM234 47H235V46H234ZM242 47H243V46H242ZM26 48H27V47L25 46V49H24V48H23V49H24L25 51L27 50L26 52H29L28 49H26ZM33 48H34V47H33ZM51 48H52V47H51ZM75 48H76V47H75ZM206 48H205V51H208V50H206ZM229 48H230V47H229ZM229 48H227V49H229ZM236 48H237V47H236ZM23 49H21V50H23ZM34 49H35V48H34ZM37 49H39V48H37ZM52 49H53V48H52ZM52 49H51V50H52ZM146 49H147V48H146ZM250 49H251V48H250ZM263 49H264V48H262V50H263ZM32 50H33V49H32V47H31L30 52H31ZM35 50H36V49H35ZM39 50H40V49H39ZM39 50H38V51H39ZM54 50H55V49H54ZM185 50H186V49H185ZM201 50H202V48H201ZM203 50H204V49H203ZM225 50H226V49H225ZM233 50H234V49H233ZM25 51H24V52H25ZM36 51H37V50H36ZM45 51H48V50L45 49ZM135 51H136V50H135ZM205 51H202L203 54L205 53ZM214 51H215V52H214ZM255 51H256V50H255ZM26 52H25V53H26ZM30 52H29V53H30ZM39 52H40V51H39ZM62 52H63V51H62ZM136 52H137V51H136ZM200 52H201V51H200ZM202 52H201V53H202ZM227 52H228V51H227ZM227 52H226V54H227ZM249 52H250V51H249ZM29 53H28V54L26 53V55H27L26 58L29 56ZM31 53H33V51H32ZM34 53H35V52H34ZM56 53H57V52H56ZM228 53H229V52H228ZM37 54H39V53H35L36 56H37ZM160 54H161V53H160ZM163 54H164V53H163ZM224 54H225V53H224ZM226 54H225V55H226ZM244 54H245V53H244ZM244 54H243V55H244ZM248 54H249V53H248ZM23 55H24V53H23ZM32 55H33V54H32ZM32 55H31V56H32ZM57 55H58V53H57ZM57 55H56V56H57ZM63 55H64V53H63ZM156 55H157V54H156ZM220 55H221V54H220ZM229 55H231V53H230ZM229 55H226L227 57H225V58L227 59V58L229 57ZM232 55H233V54H232ZM232 55H231V56H232ZM249 55H250V54H249ZM257 55H258V54H257ZM31 56H30V57H31ZM40 56H41V55H40ZM40 56H39V58H40ZM52 56H53V55H52ZM153 56H154V54H153ZM153 56H152V57H153ZM157 56H158V55H157ZM160 56L162 57V55H160ZM160 56H158V58H161ZM197 56H199V57H200V56L203 57L202 55H197ZM231 56H230V57H231ZM234 56H236V55H234ZM63 57H64V56H63ZM63 57H62V59H63ZM199 57H198V59H199ZM207 57H208V56H207ZM223 57H224V55H223ZM245 57H246V56H245ZM245 57H242L240 60H243V58H245ZM261 57H262V56H261ZM34 58H35V57H34ZM34 58L32 57V59H34ZM37 58H38V57H37ZM37 58H36V60H38ZM134 58H135V57H134ZM225 58H224V60H225ZM252 58H253V57H252ZM23 59L25 60L24 57H23ZM28 59H30V58H28ZM40 59L42 60V58H40ZM136 59H137V58H136ZM230 59H231V58H230ZM247 59H248V58H247ZM255 59H257V58L255 57ZM258 59H259V58H258ZM137 60H138V59H137ZM152 60H153V59H152ZM193 60H194V61H193ZM193 60H192V61L194 62L195 65H197V67H198V63H199V62L201 63V61H202V60L199 59L200 61H199L198 63H195V62H197V61H195V59H193ZM216 60H217V61H216ZM222 60H223V59H222ZM222 60H221V61H222ZM228 60H229V59H228ZM240 60H239V61H240ZM245 60H246V59H245ZM245 60H243V61H245ZM19 61H20V59H19ZM28 61H29V60H28ZM39 61H40V60H39ZM150 61H151V60H150ZM258 61H259V60H258ZM20 62H21V61H20ZM46 62H47V61H46ZM51 62H52V61H51ZM141 62H142V61H141ZM169 62H170V61H169ZM208 62H207V63H208ZM222 62H224V61H222ZM225 62H226V60H225ZM240 62H241V61H240ZM246 62H247V61H246ZM259 62H260V61H259ZM259 62L256 63V61H253L252 63H254V64L256 63V64H255V66H256V65L259 64ZM18 63H19V62H18ZM35 63H37V61H35ZM156 63H157V62H156ZM202 63H203V61H202ZM207 63H205V64H207ZM238 63H239V62H238ZM241 63H244V62H241ZM241 63H239V64H241ZM23 64H24V63H23ZM23 64H21V65H23ZM25 64H26V61H25ZM48 64H49V63H48ZM137 64H138V63H137ZM167 64H168V63H167ZM167 64H166V66H167ZM205 64H203V66L199 64V65H200V66H199L200 68L198 69V71L201 70V69H203V67H204L203 71H204V70L206 71L205 67H209V65H205ZM231 64H232V63H231ZM235 64H236V63H235ZM244 64H245V63H244ZM15 65H16V67H15ZM21 65H20V69H21ZM26 65H27V64H26ZM58 65H59V64H58ZM139 65H140V64H139ZM149 65H150V64H149ZM149 65H148V66H149ZM195 65H193V66L195 67ZM218 65H219V64H218ZM248 65H249V67H250V65H251V61L248 62ZM261 65H262V64H261ZM23 66H24V65H23ZM42 66H43V65H42ZM52 66H53V64H52ZM59 66H60V65H59ZM164 66H165V65H164ZM168 66H169V65H168ZM168 66H167V67H164V69H163V71H162L163 73H161L162 75H164V73H165L164 70L167 71V73L170 72V71H168V70L166 69V68H168ZM201 66H202V67H201ZM224 66L227 67L228 65H224ZM238 66H239V65H238ZM245 66H246V65H245ZM14 67H15V68H14ZM27 67H28L29 69H31L29 66H27ZM27 67H26V68H27ZM46 67H47V65L45 66V68H46ZM49 67H50V65H49ZM49 67H48V68H49ZM138 67H139V66H138ZM159 67H160V65H159ZM194 67H193V68H194ZM262 67H263V69H264V65H263ZM262 67H261V68H262ZM32 68H34V67H32ZM48 68H47V69H48ZM51 68H52V67H51ZM51 68H50V69H51ZM256 68H257V66H256ZM29 69H28V72H29ZM40 69H41V68H40ZM42 69H43V68H42ZM168 69H169V68H168ZM194 69H195V68H194ZM235 69H236V68H235ZM242 69H243V68H242ZM213 70H214V69H213ZM223 70H225V69H223ZM248 70H249V69H248ZM248 70H247V72H250V71H248ZM261 70H262V69H260V68L258 69V68H257V72H258V71H261ZM20 71H22V70H19V72H20ZM30 71H31V70H30ZM32 71H33V69H32ZM38 71H40V70H38ZM41 71H42V70H41ZM136 71H137V70H136ZM195 71H197V69H195ZM207 71H208V70H207ZM244 71H245V70H244ZM19 72H18V73H19ZM26 72H27V71H26ZM133 72H134V71H133ZM209 72H210L211 77H212V78L210 77V78L212 79V82H211L210 84L214 85V82H215V80H216V79H213V75H212L214 71H209ZM211 72H212V73H211ZM252 72H253V71H252ZM255 72H256V71H255ZM257 72H256V73H257ZM262 72H263V70H262ZM18 73H17V74H18ZM32 73L35 74V71H33ZM167 73H166V74H167ZM195 73H197V72H195ZM235 73H237V72H235ZM245 73H246V72H245ZM245 73H243V75H245ZM256 73H254V74H256ZM258 73H259V72H258ZM258 73L256 74V76H257V75L259 76ZM260 73H261V72H260ZM263 73H264V72H263ZM19 74H21V75H22L21 77H23V73H19ZM19 74H18L17 76H19ZM39 74H41V73H39ZM47 74H48V73H47ZM193 74H194V73H193ZM198 74H201V73L198 72ZM203 74H204V73H203ZM214 74H215V72H214ZM261 74H262V73H261ZM172 75H173V74H172ZM217 75H218V73H217ZM247 75H249V77H248ZM250 75H251V74L246 73L247 78H249V79H246V81L249 80V81H250L249 83H251V82L257 80V78H259V77H254L255 75L253 76V77H254V78H253L252 75H251V76H250ZM262 75H263V74H262ZM26 76H27V73H26ZM34 76H36V74H35ZM43 76H44V75H43ZM167 76H168V75H167ZM200 76H201V75H200ZM202 76H203V75H202ZM202 76H201V78L198 76V78H200L201 82H202L203 78L206 77V76H204V77L202 78ZM207 76H208V74H207ZM246 76H245V77H246ZM28 77H29V76H28ZM30 77H31V73H30ZM30 77H29V78H30ZM36 77H37V76H36ZM39 77H40V76H39ZM134 77H135V76H134ZM162 77H163V76H162ZM173 77L175 78L174 75H173ZM173 77H172V78H173ZM195 77H197V76H195ZM208 77H209V76H208ZM215 77H216V76H215ZM245 77H244V78H245ZM263 77H264V76H263ZM17 78H18V77H17ZM25 78H26V77H25ZM32 78H34V77L32 76ZM120 78H121V77H120ZM188 78H189V76H188ZM252 78H253V79H252ZM255 78H256V79H255ZM19 79H20V77H19ZM30 79H31V78H30ZM35 79H36V78H35ZM35 79H34V80H35ZM136 79H137V78H136ZM164 79H165V78H164ZM164 79H163V80H164ZM169 79H170V75H169ZM211 79H210V80H211ZM241 79H242V77H241ZM37 80H38V77H37L36 81H37ZM40 80H41V78H40ZM40 80H38L39 83L34 82L33 84H35V83H37V85L40 84ZM165 80H166V79H165ZM167 80H168V79H167ZM167 80H166V81H167ZM170 80H171V79H170ZM172 80H173V79H172ZM210 80H209V81H210ZM213 80H214V82H213ZM258 80H259V79H258ZM261 80H262V79H260V80L258 81V83H259V82H262ZM19 81H20V80H18V82H19ZM31 81H32V79H31ZM168 81H169V80H168ZM168 81H167V83H168ZM189 81H191V80H189ZM189 81H188V82H189ZM244 81H245V80H244ZM21 82H22V79H21ZM21 82H19V83H21ZM24 82H25V81H24ZM32 82H33V81H32ZM32 82H31V83H32ZM41 82H42V80H41ZM174 82H175V81H174ZM188 82L186 81L185 84H188V86H190V85H189L190 83H188ZM199 82H200V81H199ZM203 82H204V81H203ZM203 82H202V86H205V85L207 84V81H206V84H204V85H203ZM165 83H166V82H165ZM204 83H205V82H204ZM28 84L31 85L30 83H28ZM210 84H209V86H210ZM22 85H23V84H21L20 87L18 86L17 88H18L19 90H21L20 88H21ZM26 85H27V84H26ZM26 85H24L25 87L22 86V87H24V88H22V89L27 88ZM42 85H43V84H42ZM168 85H169V84H168ZM191 85H192V87H193V84H191ZM215 85H216V84H215ZM215 85L212 86V87H209V86H208V89H207V90H209V89H210V90L215 89V88H216ZM262 85H264V84H262ZM35 86H36V85H35ZM174 86H175V85H174ZM183 86H184V85H183ZM198 86L200 87L201 85L199 84ZM216 86H217V85H216ZM29 87H30V86H29ZM33 87H34V85H33ZM194 87H195V89H197V85H195ZM194 87H193V88H194ZM235 87H236V86H235ZM36 88H37V86H36ZM165 88H166V87H165ZM190 88H191V86H190ZM205 88H206V86H205ZM212 88H213V89H212ZM245 88H246V87H245ZM28 89H29V88H28ZM175 89L178 90V93H179V89H180V87L177 89V87L175 86ZM182 89L184 90L185 88H182ZM187 89H189V88L187 87ZM201 89H204V88L202 87ZM243 89H244V88H243ZM25 90H26V89H25ZM25 90H24V91H25ZM30 90H31V89H29V91H30ZM38 90H39V89H38ZM176 90H174V91L177 92ZM189 90H190V89H189ZM189 90H187V91L190 93L191 90H190V91H189ZM204 90H205V89H204ZM216 90H217V89H216ZM248 90H249V92H250L251 94H253L255 91H258V89H257L256 87H254V86H249V87H248ZM248 90H246V91H248ZM33 91H34V90H33ZM36 91H37V90H36ZM36 91H35V92H36ZM39 91H40V90H39ZM187 91H186V92H187ZM37 92H38V91H37ZM165 92H166V91H165ZM167 92H168V91H167ZM167 92H166V93H167ZM188 92H187V93H188ZM192 92H194V91H192ZM192 92H191V93H192ZM198 92L200 93V91H198ZM260 92H263V91L261 90ZM260 92H259V94H260ZM26 93H28V91H27ZM29 93H30V96H29ZM29 93H28L27 95H28L30 98H31L33 95L38 96V95L40 94V93H38V94L36 95V93H33V92H32L33 94H32V96H31V92H29ZM173 93H174V92H173ZM173 93L170 95V96H171V97H170V98H171V99H170L171 101H172V99H173V98H172V95H175V98H174L173 100H175L176 98L178 99V100L176 99L177 102L180 101V100H179L180 97H183V96H184V97L186 98V96L184 95V94H186L185 92H183L184 94H183L182 96H181L182 91H181L180 94H173ZM191 93H190V96H191ZM207 93H208L210 96H208V94H206V91H205V96L207 95L206 97H209V98H212V99H211V100H210L209 98H206V99H207V100L209 99L211 102H213L212 100L216 99V98H214V97H216L217 95L215 94L216 96H213V97H212V95H211L209 92H207ZM238 93H239V92H238ZM250 93H249V94H246V96L248 95L247 97H249ZM243 94H244V93H243ZM259 94L257 93V95H259ZM23 95H24V94H23ZM27 95H25L24 98H26ZM127 95H128V94H127ZM166 95H167V94H166ZM176 95H179V96L176 97ZM187 95H188V94H187ZM192 95H193V94H192ZM237 96H238V95H237ZM250 96H251V95H250ZM254 96H255V95H254ZM263 96H264V95H263ZM133 97H134V96H133ZM178 97H179V98H178ZM188 97H189V96H188ZM244 97H245V95H244ZM256 97H257V96H256ZM32 98H33V97H32ZM189 98H192V99L195 100V101H197V99L200 98V99H199V100L201 101L200 103H202V101H203V99L201 100V97L198 98V97L195 96V95H193V97H189ZM219 98H220V96H219ZM252 98H253V97H252ZM258 98H260V95H259ZM262 98H263V97H262ZM27 99L29 100L28 97H27ZM27 99H26V101H27ZM41 99H42V98H41ZM223 99H225V98H222V99H220V100H223ZM238 99H239V98H238ZM238 99H236V100H238ZM253 99H254V98H253ZM30 100H32V99H30ZM38 100H39V99H37V101H38ZM220 100H219V101H220ZM236 100H235V101H236ZM33 101H34V100H33ZM171 101L168 100L167 103L170 104V105L173 104V106H174V104L177 103V102H176V103H173L174 101H172V102H171ZM181 101H182V100H181ZM186 101H188V99H187ZM186 101H185V102H186ZM215 101H216V100H215ZM215 101H214V102H215ZM227 101H228V102H227L228 104L226 103V100H224L223 102H225L227 105H229V100H227ZM248 101H250V100H248ZM169 102H171V103H169ZM185 102H184V103H185ZM198 102H199V101H198ZM203 102H204V101H203ZM207 102H208V101H207ZM211 102L208 103V104H206V105L209 106V104H212ZM216 102H218V101H216ZM230 102H231V99H230ZM237 102H238V101H237ZM237 102H236V104H237ZM29 103H30V102H28V105H29ZM179 103H180V104H183V103H181V102H179ZM188 103H190V102H188ZM205 103H206V101H205L203 104H205ZM218 103H220L219 105H222V104H221V103H222L221 101L218 102ZM218 103H216V104H218ZM225 103H224V106L227 107V105H226ZM232 103H233V102H232ZM242 103H243V102H242ZM247 103H248V102H247ZM38 104H39V103H38ZM203 104H202V105H203ZM216 104L214 103V104H213L214 106H213L212 108H214V107H219L218 110H219V111L221 110V111H223V112L225 113V111H224V109H223L224 106L222 107V106H218V105H216ZM240 104H241V103H240ZM28 105H27V106H28ZM30 105H31V104H30ZM39 105H40V104H39ZM184 105H185V104H183V106H184ZM230 105H231V104H230ZM232 105H234V104H232ZM248 105H250V104H248ZM253 105H254V104H253ZM256 105H258V104H256ZM24 106H25V105H24ZM24 106H22V108H23ZM168 106H169V105H168ZM178 106H179V107H178ZM185 106H186V105H185ZM191 106H192V105H191ZM204 106H205V105H204ZM211 106H212V105H211ZM211 106H210V107H211ZM239 106H240V105H239ZM260 106H261V105H260ZM28 107H29V106H28ZM31 107H32V106H31ZM36 107H37V106H36ZM38 107H39V106H38ZM169 107H171V106H169ZM176 107L181 108L180 105H177ZM176 107H174V108H176ZM189 107H190V106H189V104H188V108H189ZM197 107H198V106H197ZM201 107H202V106H200L198 109H201ZM220 107H222L223 110L220 109ZM229 107H232V106H229ZM234 107H235V110H236V105H235ZM237 107H238V106H237ZM243 107H244V105H243ZM251 107H252V106H251ZM26 108H27V107H26ZM172 108H173V107H172ZM186 108H187V107H186ZM194 108H195V107H194ZM241 108H242V107H241ZM241 108H240V109H241ZM254 108H257V107H254ZM259 108H260V107H259ZM259 108L256 109V111L261 109V108H260V109H259ZM30 109H31V108H30ZM30 109H29V110H30ZM38 109H40V107H39ZM176 109H177V108H176ZM225 109H227V108H225ZM229 109H230V108H229ZM231 109H232V108H231ZM231 109H230V110H231ZM244 109H245V108H244ZM249 109H250V108H249ZM29 110H28V112H30ZM35 110H36V109H35ZM184 110H185V109H184ZM188 110L190 111V110H192V108H189ZM195 110H197V109H195ZM195 110H193L192 112L190 111V112L193 113ZM233 110H234V109H232L231 111H233ZM235 110H234V111H235ZM251 110H252V109H251ZM254 110H255V109H254ZM174 111H175V110H174ZM179 111H182V112H183V110H178V112H179ZM186 111H187V109L184 111V113H185ZM197 111H198V110H197ZM219 111H218V112H219ZM227 111H228V109H227ZM263 111H264V110H263ZM263 111H262V113H263ZM20 112H23V111L20 110ZM172 112H173V111H172ZM190 112H189V113H190ZM238 112H239V111H238ZM238 112L236 111V115L240 114V112H239V113H238ZM248 112L250 113L251 111H247V113H248ZM253 112H254V111H253ZM253 112H252V115H254ZM257 112H259V111H257ZM260 112H261V111H260ZM175 113H176V112H175ZM229 113H230V111H229ZM229 113H228L226 116H230ZM247 113L245 114V112H244V113H241V114H243V118H245L247 115L249 116V119H248V120H249V124H250V120L254 119V121H255L254 124H256L257 126H258V125H259V126L262 125L261 122L257 120V118H261L260 115H258V116H259V117H258L257 114L255 113V115L257 116V118H252V119H250V118H251V115H250L251 113H250V114H247ZM262 113H261V114H262ZM221 114H222V113H221ZM234 114H235V113H234ZM244 114H245V115H244ZM17 115H18V114H17ZM255 115H254V116H255ZM262 115H263V114H262ZM24 116H26V115L24 114ZM167 116H168V115H167ZM174 116H175V115H174ZM174 116H173V117H174ZM217 116H218V115H217ZM219 116H221V115H219ZM219 116H218V118H219ZM222 116H223V114H222ZM241 116H242V115H241ZM241 116H240V120L242 119ZM244 116H245V117H244ZM248 116H247V117H248ZM254 116H253V117H254ZM27 117H28V116H27ZM176 117H177V116H176ZM185 117H186V116H184V119H185ZM187 117H188V115H187ZM224 117H225V115L223 116V120H224V119H228V118H224ZM237 117H238V116H237ZM237 117H235V118H237ZM263 117H264V115H263ZM169 118H170V117H169ZM171 118H172V117H171ZM174 118H175V117H174ZM216 118H217V117H216ZM189 119H190V118H189ZM246 119H247V118H246ZM255 119L258 121V123H257V121H256ZM21 120H22V119H21ZM24 120H25V119H24ZM24 120H23V121H24ZM26 120H27V119H26ZM173 120H174V119H173ZM185 120H186V119H185ZM190 120H191V119H190ZM216 120H217V119H216ZM219 120H220V118H219ZM219 120H217V121L220 122ZM259 120H263V123H264V118H263V119H259ZM170 121H172V119H171ZM182 121H183V120H182ZM182 121H181L179 124H181V125H183V126H180L179 124H178V125H179V127H183V128H184V124H185V122H184V124H182ZM212 121H213V120H212ZM221 121H222V119H221ZM242 121H243V119H242ZM244 121H245V120H244ZM19 122H20V121H19ZM27 122H28V121H27ZM174 122H175V121H174ZM176 122H177V121H176ZM214 122H215V121H214ZM218 122H216V124H217ZM227 122H228V121H227ZM231 122H232V121H231ZM239 122H241V121H239V119H238V121H237L236 123H237V124H240ZM247 122H248V121H247ZM252 122H253V121H251V123H252ZM259 122H260V124H259ZM25 123H26V122H25ZM34 123H35V122H33V124H34ZM221 123H225V122H220V124L218 123V125H220V127H221ZM244 123H245V125L247 124L246 122H244ZM170 124H171V126H173L174 123H171V122H170ZM188 124H190V123H188ZM188 124H186V125H188ZM203 124H204V123H203ZM206 124H207V123H206ZM214 124H215V123H214ZM229 124H230V123H229ZM237 124H236V125H237ZM241 124L243 125V122H241ZM249 124H248V125H249ZM23 125H24V124H23ZM209 125H210V123H209ZM236 125H234V127L237 128L239 125H238V126H236ZM263 125H264V124H263ZM25 126H27V125H25ZM33 126H34V125H33ZM36 126H37V125H36ZM222 126H223V125H222ZM224 126H225V125H224ZM231 126H232V123H231ZM251 126L254 127L253 124H252V125L250 124V128H251ZM257 126H256L254 129H256V128L258 129ZM16 127H17V126H16ZM23 127H24V126H23ZM185 127H186V126H185ZM201 127H202V126H201ZM226 127H228V125H227ZM226 127H225V128H222V129L220 128V130H222V131H224V130L228 131L229 128L226 129ZM234 127H233V128H234ZM245 127H247V125H246ZM245 127H243V128L245 129ZM167 128H168V127H167ZM172 128H173V127H172ZM176 128H177V127H176ZM176 128H174V129H176ZM192 128H193V127H192ZM203 128H204V127H203ZM218 128H219V126H218ZM248 128H249V127H247L248 132H249V131H250V132H251V131L254 132L252 129L249 130ZM18 129H20V128H18ZM32 129H33V128H32ZM174 129H173V130H174ZM209 129H210V128H209ZM211 129H212V127H211ZM215 129H216V125H215ZM223 129H224V130H223ZM237 129H238V130H240V129H241V130H244V129H242V126H240V127L237 128ZM259 129H260V128H259ZM259 129H258V130H259ZM262 129H263V128H262ZM21 130H22V129H21ZM23 130H24V129H23ZM178 130H180V129H178ZM178 130H177V131H178ZM201 130H202V129H201ZM220 130H219V131H220ZM238 130H237V131H238ZM241 130H240V131H241ZM247 130L245 129V132H246ZM258 130H256L255 133H257ZM263 130H264V129H263ZM263 130H262V131H263ZM33 131H34V130H33ZM177 131L175 130V132H177ZM208 131H209V130H208ZM212 131H213V130H212ZM219 131H217V132H219ZM232 131H233V133H234V130H232ZM232 131H231V132H232ZM240 131H239V132H240ZM259 131H260V133H261V130H259ZM16 132H17V131H16ZM22 132H23V131H22ZM167 132H168V131H167ZM169 132H170V131H169ZM169 132H168V133H169ZM172 132L174 133V131H171L170 133H172ZM203 132H205V131L203 130ZM213 132H214V131H213ZM217 132L215 131V133H217ZM231 132H230V130H229L228 132H225V131H224V133H226V136H224V138H222V139L224 140L226 137H228L227 134H228V133L230 134ZM239 132H237V133L239 134ZM241 132H242V131H241ZM245 132H242V133H245ZM252 132H251V133H252ZM263 132H264V131H263ZM263 132H262V133H263ZM195 133H197V132H195ZM199 133H200V132H199ZM215 133L211 136L212 133L210 132V133H209V134H210V137H213V136H214V137H216V139H217L218 136H215V135H216ZM221 133H222V132H221ZM242 133H241V134H242ZM246 133H247V132H246ZM246 133H245V134H246ZM251 133H250V134H251ZM255 133H254V134L252 133L253 135H252V134H251V135H252V136H255ZM260 133H259V136H260ZM20 134H21V133H20ZM205 134H206V133H205ZM219 134H220V133H219ZM235 134H236V133H234V136L237 138L238 135H237V134L235 135ZM241 134H239V135H241ZM245 134H244V135H245ZM247 134H248V133H247ZM247 134H246V135H247ZM250 134H248V135H250ZM170 135H171V134H170ZM170 135H169V137H168L169 139H170V137H171ZM176 135H177V134H176ZM202 135H204V133H203ZM206 135H208V133H207ZM217 135H218V134H217ZM246 135H245V136H246ZM261 135H264V134H261ZM34 136H35V135H34ZM129 136H130V135H129ZM166 136H167V135H166ZM173 136H174V135H173ZM173 136H172V137H173ZM198 136H200V135H197V137H198ZM221 136H222V135L220 134L219 138H220ZM234 136H233V138H234ZM241 136H242V135H241ZM241 136H240V137H241ZM252 136H251V137H252ZM257 136H258V134H257ZM257 136H256V138H258ZM31 137H32V136H31ZM35 137H36V136H35ZM117 137H118V136H117ZM154 137H155V136H154ZM189 137H190L191 140H192V138H195V139H193V140H194V142L197 141V144H198V143H199V139H200L201 136H200L199 139H198L197 137H194V135H193V137H191L190 134H189ZM214 137L211 139V141L213 140L212 142H215ZM222 137H223V136H222ZM243 137H244V136H243ZM248 137H249V136H247L246 138H248ZM260 137H261V136H260ZM262 137H263V136H262ZM162 138H163V137H162ZM165 138H166V137H165ZM184 138L186 139L187 137H184ZM207 138H208V137H207ZM230 138H231V137H230ZM252 138H253V137H252ZM256 138H253V139H254V141H253V145H255L254 142H255V143L257 142ZM35 139H38V138H35ZM190 139H189V140H190ZM197 139H198V140H197ZM202 139H203V138H202ZM262 139H263V138H262ZM25 140H26V138H25ZM155 140H156V139H155ZM187 140H188V138H187ZM187 140H184V142L187 141ZM191 140H190V141H191ZM193 140H192V142H193ZM225 140H226V139H225ZM227 140H228V139H227ZM236 140H237V139H235L234 141H236ZM255 140H256V141H255ZM35 141H36V140H35ZM190 141H188V142L191 143ZM205 141H206V140H205ZM217 141H218V139H217ZM221 141H222V140H221ZM221 141H220V142H221ZM231 141L234 143L233 140H231ZM237 141H238V140H237ZM240 141H242V140L240 139L239 142H240ZM248 141H249V139H248ZM248 141H247V142H248ZM250 141H251V138H250ZM250 141H249V142H250ZM258 141H259V140H258ZM38 142H39V141H38ZM146 142H147V141H146ZM200 142H201V141H200ZM212 142H211V144H212ZM218 142H219V141H218ZM218 142H216V143H218ZM222 142H223V141H222ZM247 142H246V143H247ZM249 142H248V143H249ZM259 142H260V141H259ZM259 142H258V143H259ZM261 142H262V141H261ZM26 143L28 144V142H26ZM155 143H157V142H155ZM155 143H154V145H155ZM186 143H187V142H186ZM186 143H184L185 146H186ZM201 143H202V142H201ZM204 143H205V142H204ZM204 143H203V144H204ZM227 143H228V145L230 146L231 143H229V141H228V142H225V141H224V147L227 145ZM30 144H31V142H30ZM138 144H139V143H138ZM147 144H148V143H147ZM187 144H188V143H187ZM197 144L194 143L193 145H197ZM205 144H206V143H205ZM219 144L221 145V144H223V143H218V145H219ZM243 144H244V141H243ZM249 144H250V143H249ZM36 145H37V142H36ZM158 145H159V144H158ZM190 145H191V144H188L187 146L190 147ZM198 145H199V147H200V144H198ZM198 145H197V147H198ZM201 145H202V144H201ZM220 145H219V146H220ZM228 145H227L226 147L229 148ZM231 145L234 146L233 144H231ZM237 145H238V143L236 142V146H237ZM247 145H248V144H247ZM251 145H252V144H251ZM259 145H260V143H259ZM259 145H257L259 148L262 147V146H259ZM22 146H23V145H22ZM30 146H31V145H30ZM34 146H35V145H34ZM152 146H153V145H152ZM187 146H186V147H187ZM204 146H205V145H204ZM232 146H231V148H233ZM238 146H239V148H241V145H240V144H239ZM39 147L41 148V146H39ZM136 147H137V146H136ZM189 147H187V148L189 149ZM193 147L195 148V146H192V145H191V148H193ZM199 147H198V148H199ZM216 147H217V146H216ZM220 147L223 148V146H220ZM252 147H253V146H252ZM255 147H256V146H255ZM258 147H256V149H257ZM26 148H27V147H26ZM151 148H153V147H151ZM202 148H203V147H202ZM202 148H199V149H201V150L203 151V153H204V150H203ZM205 148H206V147H205ZM205 148H204V149H205ZM210 148H211V147H210ZM213 148H214V147H213ZM234 148H235V149H236V148L238 149V147H235V146H234ZM242 148H243V149H246V148H249V147L247 146L246 148H244V147L242 146ZM259 148H258V149H259ZM34 149H35V148H34ZM158 149H159V148H158ZM177 149H178V148H177ZM225 149H226V148H225ZM235 149H234V150H235ZM237 149H236V150H237ZM29 150H30V149H29ZM109 150H110V149H109ZM163 150H164V149H163ZM175 150H176V149H175ZM191 150H192V149H191ZM191 150L189 149L188 152H191ZM195 150H197V148H195ZM195 150L193 149L192 151L195 152ZM201 150H200V151H201ZM231 150H232V149H231ZM239 150H240V149H239ZM247 150H250V149H247ZM252 150H253V148H252ZM263 150H264V149H263ZM144 151H145V149H144ZM159 151H160V149H159ZM171 151L173 152V150H171ZM183 151H184V150H181V151H178V152H182V154H183ZM207 151H208V150H207ZM216 151H217V150H216ZM226 151L228 152V150H226ZM226 151H225V153H226ZM232 151H233V150H232ZM250 151H251V150H250ZM254 151L257 152V150H254ZM20 152H21V151H20ZM24 152H25V150H24ZM29 152H30V151H29ZM145 152L147 153V152H149V151H145ZM150 152H151V151H150ZM150 152H149V154H150ZM152 152H153V151H152ZM152 152H151V153H152ZM154 152H155V156H154V155H151V154H150V155L153 156V157L159 158V159L161 158V155L164 154L163 152H160L161 155L158 154L159 157H157V155H156L157 152H156V151H154ZM233 152H234V151H233ZM239 152H241V150H240ZM239 152H238V151H237V152L235 151V154H236V153H239ZM256 152H255V153H256ZM30 153H31V152H30ZM34 153H35V152H34ZM168 153H169V152H168ZM192 153H193V152H192ZM197 153H198V151H197ZM220 153H221V152H220ZM231 153H232V152H231ZM261 153H264V152H261ZM36 154H37V153H36ZM147 154H148V153H147ZM149 154H148V155H149ZM174 154H175V151H174ZM180 154H181V153H180ZM180 154H178V155L180 156ZM184 154H185V153H184ZM184 154H183V155H184ZM194 154H195V153H194ZM199 154H200V157H201L203 160H205L204 162H206V160H207L208 158L206 157L207 159H204L205 157H202V156H201V155H203L201 152H200ZM199 154H195V155H197V156H194V155L192 154V155L195 157V159L192 158L191 154H190V156L186 157L187 160H188V158H189L190 162H189V161L186 162L185 159H184V161L187 163V165H188V166L190 165V166H189L190 168L193 167L194 164H195V166H198V164H197V163H194V161H195V162H198L197 160L200 159ZM211 154H212V153H211ZM226 154H227V153H226ZM246 154H247V156H248V153H246ZM142 155H143V154H142ZM185 155H189V153H188V154L186 153ZM204 155H205V154H204ZM204 155H203V156H204ZM223 155H224V153H223ZM229 155H230V154H229ZM229 155H225V156L228 157ZM240 155H241V153H240ZM243 155H245V153H243ZM243 155H242V156H243ZM23 156H24V155H23ZM140 156H141V155H140ZM165 156H166V155H165ZM175 156H176V155H175ZM175 156H174V161H176V159L178 158V157L175 158ZM208 156H209V155H208ZM215 156H216V153H215ZM235 156H236V155H235ZM242 156H241V158H238V159H237V157H235V159H237V162H240V160H241V162H243V160H242ZM245 156H246V155H245ZM247 156H246V157H247ZM254 156H255V155H254ZM254 156H253V154L251 153V158H252V159H255ZM256 156H257V155H256ZM21 157H22V156H21ZM153 157H152V158H153ZM162 157H163V156H162ZM166 157H169V159L172 161V163L174 164L173 167H174V166H178V167H179L178 164H181V163H178V162H177V161H179V159H177V161H176L177 163L175 162V163H176V164H175L174 161H173V159H172V157H170V156H166ZM183 157H185V156H182L181 159H180V161L183 160V159H182ZM198 157H199V158H198ZM211 157H212V156H211ZM229 157L231 158V155H230ZM248 157H249V159H251L250 156H248ZM248 157H247V159H246L247 162L244 161L246 164H247V163H251L250 161H248V160H249ZM258 157H259V156H258ZM260 157H261V156H260ZM24 158H25V156H24ZM31 158H33V157H31ZM35 158H36V157H35ZM190 158H192V159H190ZM218 158H222V156H221V157L218 156ZM218 158H217V159H218ZM262 158H263V157H262ZM262 158H260V159H262ZM28 159H29V158H28ZM28 159H27V160H28ZM149 159H150V158H149ZM167 159H168V158H167ZM169 159H168L167 162H165V163H167V164L170 166V169H171V170H169V169H168V170L166 169V170H167L169 173L173 174V175L170 176L168 173L165 172L166 170H164V169H162V171H164V173L161 172V166L164 165V162L161 163V161H159V160H158L157 162H160V164H162V165H158V163L156 162L157 165H158V167H160V169H159L158 167H156V170L159 169V171H160L161 174L163 173V175H164V174L169 175V176H168V177H169L168 179H171L172 176L175 177V175H176V173H175L176 170L174 171V173H172L174 169L171 168L172 165L169 164V162H168ZM215 159H216V158H215ZM224 159H225V161L227 160V158H224ZM232 159H233V158H232ZM235 159H233V160H234L233 163H237V162H235V161H236ZM252 159H251V160H252ZM256 159H257V158H256ZM256 159H255V160H256ZM20 160H21V159H20ZM34 160H35V159H34ZM147 160H148V159H147ZM154 160H155V159H154ZM192 160H193V161H192ZM203 160H201V161H203ZM233 160H231V161H233ZM238 160H239V161H238ZM258 160H259V159H258ZM112 161H113V160H112ZM152 161H153V160H151V163H153ZM191 161H192V162H191ZM199 161H200V160H199ZM201 161H200V162H201ZM207 161H208V160H207ZM211 161H212V160H211ZM211 161H210V162H211ZM219 161H220V160H219ZM227 161H228V160H227ZM227 161H226V162H227ZM263 161H264V159H263ZM21 162H23V160H22ZM36 162H37V161H36ZM149 162H150V160H149ZM210 162H209V163H210ZM222 162H223V161H221V164H222ZM228 162H230V159H229ZM228 162H227V163H228ZM257 162H258V161H257ZM25 163H26V162H25ZM33 163H35V162H33ZM151 163H150V164H151ZM156 163H155V164L153 163L154 166L156 165ZM189 163H192V164L194 163V164H193V166H191V164H189ZM198 163H199V162H198ZM201 163H203V162H201ZM201 163H199V164H201ZM207 163H208V162H207ZM215 163H218V162L216 161ZM223 163H224V162H223ZM233 163H231V165H230L229 163H228V164H229L230 166H232ZM253 163H256V162L253 161ZM262 163H263V162H262ZM262 163H261V161H260V163L258 162L257 165H258V164H262ZM183 164H184V163H183ZM210 164H212V163H210ZM219 164H220V163H219ZM237 164H238V163H237ZM237 164H236V165L233 164L232 167H236ZM240 164H241V163H239L238 166H240ZM243 164H244V163H243ZM33 165H34V164H33ZM184 165H185V164H184ZM184 165L181 164V166H180V169H181V170H179V169H178V170H179V171H182L183 169L187 168V167L184 166ZM203 165L205 166V163H203ZM244 165H245V164H244ZM257 165H256V167H257ZM8 166H9V165H8ZM8 166H7V167H8ZM31 166H32V165H31ZM164 166H165V165H164ZM166 166H167V165H166ZM166 166H165V167H166ZM208 166H209V165H208ZM216 166H217V165H216ZM222 166H223V165H222ZM242 166H243V165H242ZM242 166H240V167H242ZM252 166H253V165H252ZM252 166H251V167H252ZM263 166H264V165H263ZM20 167H21V166H20ZM36 167H38V166H36ZM181 167H182V168H181ZM199 167H200V165H199ZM240 167H238V168H240ZM251 167H250V170H249V171H250V172H249L250 174H251V172H253V170H252L253 167H252V168H251ZM256 167L254 166V168H256ZM260 167H261V165H260ZM157 168H158V169H157ZM166 168H167V167H166ZM201 168H202V167H201ZM205 168H206V167L202 168V171H203V170L206 171L207 168H206V169H205ZM211 168L213 169L212 166H211ZM211 168H210V169H211ZM218 168H220V167H218ZM218 168H217V170H218ZM224 168H226V167H224ZM227 168H228V167H227ZM258 168H259V166H258ZM188 169H189V168H188ZM208 169H209V168H208ZM222 169H223V168H222ZM248 169H249V168H248ZM259 169H260V168H259ZM259 169H257V168L255 169V170H257L256 173L259 172ZM261 169H262V167H261ZM261 169H260V170H261ZM185 170H186V171H185V174H186L187 169H185ZM213 170H214V169H213ZM213 170H212V172H214ZM223 170H224V169H223ZM227 170H228V169H227ZM227 170H224L225 173H226ZM235 170H236V168H235ZM251 170H252V171H251ZM263 170H264V169H263ZM263 170H261V171H263ZM183 171H184V170H183ZM219 171H220V170H219ZM219 171H217V172L219 173ZM228 171H229V170H228ZM228 171H227V172H228ZM236 171H238V172H241V171L244 172V171H245V172H246V170L243 171L242 169H241V171H240L239 169H237ZM151 172L153 173V171H151ZM154 172H155V171H154ZM190 172H192V169H190ZM190 172H187V173L190 174ZM207 172H208V171H207ZM229 172H231V171H229ZM247 172H248V171H247ZM247 172H246V175L248 174ZM160 173H156V172H155V175L158 174V175L160 176ZM180 173H181V174H180L181 177L178 176V175H179L178 173H177L178 175H176V176L180 177V178H178V177H177V178H178V180L181 179V180H180V181H181L180 183H181V185H183L182 187H184V184H183L184 182H182V181H183L182 178H186V176H187V178H189V181H188V179H186L187 182H188L187 185H188V184H192V181H190V179L193 178V174H192V177H191V175L189 176V174H188V175H185L184 172H183V174H184L185 176L182 174V172H180ZM208 173H209V172H208ZM232 173H233V172H231V174H232ZM259 173L261 174V172H259ZM259 173H258V176H256V177H258V178L261 176ZM153 174H154V173H153ZM153 174H151V175L153 176ZM199 174H201V173H199ZM199 174H198V175H199ZM202 174H203V173H202ZM206 174H207V173H206ZM222 174H223V173H222ZM233 174H234V173H233ZM233 174H232V175H233ZM244 174H245V173H244ZM148 175H149V174H148ZM158 175H157V176H153V178H154V179H155V177L157 178ZM163 175H162V176H163ZM182 175H183L184 177H182ZM194 175H197V172L194 171ZM227 175H228V173H227ZM232 175H231V176H232ZM246 175H245V176H246ZM248 175H249V174H248ZM253 175H254L253 173L250 175V176H252L251 179L253 178ZM263 175H264V172L262 173V176H263ZM152 176H151V178H152ZM208 176H210V174H209ZM211 176H212V175H211ZM218 176H219V175H218ZM239 176H240V175H239ZM239 176H238V175H237V176L234 175L235 178H237V177H239ZM245 176H244V175H243V176L241 175L240 177H241V178L243 177V178L245 179V178H246ZM250 176H248V177L250 178ZM262 176H261L260 178H263V177H264V176H263V177H262ZM149 177H150V176H149ZM149 177H148V178H149ZM164 177H166V176H164ZM170 177H171V178H170ZM190 177H191V178H190ZM198 177H199V176H198ZM198 177L195 176L193 179H194V180H195V179H198ZM213 177H214V176H213ZM213 177H212V179H213ZM216 177H217V175H216ZM229 177H230V176H229ZM151 178H150V179H151ZM209 178H210V180H211V177H209ZM219 178H220V177H218V179H219ZM231 178H232V177H231ZM254 178H255V176H254ZM260 178H259L258 180H255V179H254V180L257 182V184H256V182H255L256 187H259V185L262 183V182L260 183V180L264 181V178H263V179H260ZM161 179H163V181L160 180V177L157 178V180H159L160 183H161V182H165V184H166V182H167L166 185H168L169 180H168V181H165V180H167V178L165 179V178H162V177H161ZM193 179H191V180H193ZM216 179H217V178H216ZM251 179H250V180L245 179V181H243V183L245 182L244 184L247 185V184L250 183V181H252ZM172 180L176 181L175 178H172ZM178 180H177V181H178ZM194 180H193V181H194ZM220 180H221V178H220ZM220 180H218V183L221 184V182H223V181H222V180L220 181ZM223 180H225V179H223ZM232 180H233V178H232ZM237 180H238V179H237ZM246 180H247L249 183H248ZM150 181H154V180L152 179V180H150ZM159 181H157L158 184H160ZM170 181H171V180H170ZM184 181H185V180H184ZM197 181L199 182V180H197ZM225 181H226V180H225ZM239 181H241L240 179L238 180V183H239L240 185H242ZM258 181H259V182H258ZM154 182H155V181H154ZM172 182H173V181H172ZM185 182H186V181H185ZM189 182H191V183H189ZM198 182H197V184H195V185H199V183H201V181H200L199 183H198ZM213 182H214V181H212V184H213ZM216 182H217V181L215 180V185H214V187L217 188V186H218L219 184L216 185ZM241 182H242V181H241ZM246 182H247V183H246ZM252 182H254V181H252ZM3 183H4V184H3ZM152 183H153V182H151V184H152ZM155 183H156V182H155ZM209 183H210V182H209ZM258 183H259V185H258ZM153 184H154V183H153ZM153 184H152V185H153ZM158 184L156 183V185H153L154 188H155ZM170 184H171V183H170ZM170 184H169V186H170ZM173 184H174V183H173ZM202 184H203V183H202ZM251 184H252V183H251ZM262 184H263V183H262ZM262 184L260 185L262 188L259 187V189H260L259 191H261V192H262L263 187H264V186H263L264 184H263V185H262ZM163 185H164V184H163ZM203 185H205V184H203ZM221 185H222V184H221ZM234 185H235V184H234ZM257 185H258V186H257ZM23 186H24V185H23ZM191 186H193V184H192ZM206 186H207V183H206ZM209 186H211V185H209ZM231 186H233V185L231 184ZM252 186H254V184H253ZM219 187H221V186L219 185L218 188H219ZM151 188H152V187H151ZM157 188H158V187H157ZM174 188H175V186H174ZM174 188H173V189H174ZM186 188H187V186H186ZM186 188H185V190H186ZM193 188H194V187H193ZM203 188H204V186H203ZM216 188H215V189H216ZM223 188H224V187H223ZM236 188H237V186H236ZM247 188H248V187H247ZM250 188H251V187H250V185H249V188H248V189H250ZM173 189H172V190H173ZM199 189H200V188H199ZM199 189H198V190H199ZM219 189H221V188H219ZM248 189H247V192L249 191L250 193H253V192H254V194H255V191L258 192V191L256 190V189H258V188H256V189H255V188H254V189L251 188L250 190H252V192H251L250 190H248ZM261 189H262V190H261ZM155 190H157V189L155 188ZM200 190H201V189H200ZM200 190H199L198 192H200ZM222 190H223V189H222ZM225 190H226V189H225ZM236 190H237V189H236ZM245 190H246V188H245ZM245 190H243V191H245ZM149 191L151 192V190H149ZM174 191H175V189H174ZM23 192H24V191H23ZM154 192L156 193V191H154ZM169 192H170V191H169ZM198 192H197V194H198ZM202 192H203V191H202ZM249 192H248V193H249ZM155 193H154V195H155ZM160 193H161V191H160ZM171 193H172V192H171ZM245 193H246V192H245ZM248 193H247V194H248ZM175 194H176V193H175ZM204 194H205V193H204ZM256 194H258V193H256ZM260 194H261V193H260ZM148 195H149V193H148ZM186 195H187V194H186ZM248 195H250V194H248ZM252 195H253V194H252ZM258 195H259V194H258ZM258 195H257V196H258ZM261 195H262V194H261ZM120 196H121V195H120ZM253 196H254V195H253ZM257 196H256V197H257ZM150 197H151V195H150ZM154 197H155V198L153 199V202H154V200L156 199L155 203H156V202L158 203V202H159V201H158V199H159L158 196H157L158 199L156 198V196H154ZM186 198H187V197H186ZM245 198L247 199V196H245ZM248 198H250V197H248ZM6 199H7V198H6ZM138 199H139V198H138ZM151 199H152V198H151ZM203 199H204V198H203ZM231 199H232V198H231ZM139 200H140V199H139ZM159 200H160V199H159ZM242 200H244V199H241V200H239V201H242ZM249 200H250V199H249ZM251 200H253V199H251ZM105 202H106V201H105ZM187 202H188L187 206H190V204H189L190 201H189L188 199H187ZM202 202H204V201H202ZM230 202H231V201H230ZM237 202H238V201H237ZM233 203H234V202H233ZM250 203H253V201H250ZM106 204H107V203H106ZM200 204L203 206V204H206V203H203V204L200 203ZM200 204H199V205H200ZM229 204H230V203H229ZM238 204H240V203H237V205H238ZM243 204H244V205L241 204V206H242V207L245 206V208H247L246 205H245V204H247V203H243ZM113 205H114V204H113ZM201 205H200V206H201ZM207 205H208V204H207ZM214 205H215V204H214ZM237 205L235 204V206H237ZM253 205H255V204L253 203ZM200 206H199V207H200ZM238 206H239V205H238ZM238 206H237V207H238ZM247 206H248V205H247ZM251 206H252V204H251ZM205 207H208V206H205ZM211 207H213V206H211ZM214 207H215V206H214ZM216 207H217V206H216ZM219 207H221V206L219 205ZM232 207H233V206H232ZM239 207H240V206H239ZM242 207H241V209L243 210ZM253 207H254V206H253ZM190 208H191V209H190ZM195 208H198V206H196ZM201 208H202V207H201ZM201 208H198L199 210H198V209H197V210L200 212V211H201V210H200ZM245 208H244V209H245ZM248 208H249V207H248ZM248 208H247V209H248ZM254 208H255V207H254ZM148 209H149V208H148ZM187 209H188V211H191V210L194 211V210H195V209L192 208L191 206L188 207ZM187 209H186V210H187ZM203 209H204V211H205V209H207V208H204V207H203L202 210H203ZM209 209H210V208H209ZM209 209H208V210H209ZM215 209H216V208H215ZM220 209H221V208H220ZM228 209H229V207H228ZM230 209H232V208H230ZM233 209H234V208H233ZM233 209H232V211H233ZM247 209L243 210V212H241V213H244ZM35 210H36V212H37L39 209H35ZM151 210H152V209H151ZM197 210H195V212H194V213H197V214H194L195 217H197V215H200V214H198L199 212H197ZM216 210H217V209H216ZM216 210H215V211H216ZM221 210H223V208H222ZM221 210H220V211H221ZM226 210H227V207H226ZM236 210H237V209H234V212H235ZM242 210L239 209V212L242 211ZM250 210H251V208H250ZM262 210H263V209H262ZM123 211H124V210H123ZM139 211H140V210H139ZM172 211H174V210H172ZM188 211L185 212V213H190V212H188ZM217 211H218V210H217ZM230 211H231V210H230ZM232 211H231V213H232ZM253 211H254V210H253ZM183 212H184V211H183ZM209 212H211V209L209 210ZM222 212H225L226 215H227V214H228V215L230 214V212L228 213V212H226L225 210H223V211H221V212H218V213L220 214V217H219V216H218L219 214L216 213V214H218V215H217L218 217L216 216V217H217V220L214 221V223H215V222L217 223V221H218V222H220V223H218V225H219V224L222 225V223H224L222 220L225 221V220L227 219L226 215H223V216L221 215ZM249 212L251 213V211H249ZM39 213H40V212H39ZM124 213H125V212H124ZM191 213H192V212H191ZM191 213H190V214H191ZM212 213H213V212H212ZM225 213H223V214H225ZM250 213H249V214H250ZM252 213H253V212H252ZM252 213H251V214H252ZM254 213H255V212H254ZM35 214H36L35 217L39 219V217L37 216L38 213H35ZM179 214H182V213H179ZM190 214H189V215H190ZM204 214L206 215V211L204 212ZM216 214H215V215H216ZM232 214H234V213H232ZM236 214H237V212H236ZM236 214H234V215H236ZM244 214H245V213H244ZM244 214H243V216H244ZM246 214H248V213H246ZM251 214H250L249 216H248V215H247V216L250 218V217H251ZM202 215H203V214H202V212H201V216H202ZM205 215H204V217H205ZM207 215H210V214H207ZM207 215H206V216H207ZM212 215H213V214H212ZM228 215H227V216H228ZM255 215H256V214H255ZM33 216H34V215H33ZM39 216H40V215H39ZM192 216H193V214H192ZM221 216H222L223 218L225 217L226 219H225V218L223 219ZM229 216H230V215H229ZM229 216H228V218L230 219L231 217H229ZM247 216H246V217H247ZM179 217H180L181 222H182V220L185 221V219H186V218L183 219L185 216H183V218H182L181 216H178V218H179ZM186 217L189 218L188 216H186ZM195 217H194V218H195ZM202 217H203V216H202ZM216 217H215V218H216ZM233 217H235V216H233ZM244 217H245V216H244ZM248 217H247V218H248ZM140 218H141V217H140ZM181 218H182V219H181ZM192 218H193V217H192ZM192 218H191V216H190V219H189V220H191ZM197 218H198V217H197ZM200 218H201V217L199 216V219H193V221H194V220H195V221H199ZM205 218L207 219L208 216L205 217ZM213 218H214V217H213ZM247 218H246V219H247ZM249 218L246 220V222L248 221L249 223H248V222H247V224L245 223V226L248 225V227H249V228L251 227L250 229H252V226H250V225H252V224H250V221H249L250 219H249ZM34 219H35V218H34ZM38 219H37V222H38ZM208 219H210V218H208ZM218 219H219V220H218ZM221 219H222V220H221ZM229 219H227V220L225 221V222L227 223L226 225H222V226H220L221 229H222V227H224V226H225V228H226V226H228L229 223H231V222L229 221ZM240 219H242V218H240ZM240 219H239V220H240ZM251 219H252V218H251ZM2 220H3V219H2V215H1V209H0V264H43V262H42V257H41V240H40V237H39V235H38V229H37L38 226H37V222L35 223V225H36V229H34V227H32L31 224L27 225L28 222L25 223V220L22 221V227L24 228V231H22V233H21V232H17V233H16V232L13 231V230H6V231H4L3 228H2V225H1ZM111 220H112V219H111ZM187 220H188V219H187ZM187 220H186V221H187ZM189 220H188V222H189ZM220 220H221V221H220ZM230 220L233 222L235 219L233 220V219L231 218ZM26 221H27V220H26ZM35 221H36V219H35ZM39 221H40V220H39ZM168 221H171V220H168ZM174 221H175V220H174ZM193 221L191 220V223L189 222V227H188V224H187V225H184L185 223L183 222V223H184V224H183V227H184V226H187V227H184V229L189 228L188 230L186 229L187 232H186V230L183 231L182 229H179V227L176 228V229H177V232H178V229H179V231L182 232V234H183L184 232L188 233V231L190 232V228H191V232H192V228H193V232H194V231H195V232H197V231H198V232H201L200 230H197V228H199L198 226H197V227H194L193 225H194V223H197L198 225H201L202 223H204L205 219L202 218V219L200 220V222H199L200 224H199L198 222H193ZM228 221H229V222H228ZM244 221H245V220H244ZM33 222H34V221H33ZM171 222H172V221H171ZM178 222H179V221H178ZM201 222H202V223H201ZM208 222H209V221H208ZM257 222H258V221H257ZM133 223H134V221H133ZM174 223H175V222H173V224H174ZM179 223H180V222H179ZM192 223H193V225H192ZM206 223H207V221H206L204 224H206ZM237 223H238V222H237ZM239 223H243V222H240V221H239ZM252 223H253V225H256V227L259 226V224L257 225V223H256V222L254 223L253 220H252ZM33 224H34V223H33ZM126 224H127V223H126ZM180 224H181V223H180ZM180 224H179V225H180ZM190 224L192 225L191 227H190ZM197 224H195V225H197ZM232 224H234V223H232ZM243 224H244V223H243ZM215 225H216V224H215ZM10 226H11V223H10ZM132 226H133V225H132ZM170 226H172V224H171ZM177 226H178V225H177ZM229 226H230V225H229ZM231 226H232V225H231ZM235 226H236V225H235ZM19 227H20V226H19ZM183 227H182V228H183ZM202 227H203V228H202ZM202 227H201L202 229H206V228L204 227V225H203ZM214 227H215V228H214ZM214 227L212 226V229H214V231H215V229L218 228L219 226H217V227L214 226ZM246 227H247V226H246ZM246 227H245V228H246ZM172 228H173V227H171V228H169V229L171 230ZM194 228H195V229H194ZM201 228H199V229H201ZM231 228L233 229V226H232ZM237 228L240 230V229H241V226H238ZM253 228H255V227H253ZM259 228H260V227H259ZM20 229H21V228H20ZM103 229H104V228H103ZM142 229H143V228H142ZM174 229H175V228H174ZM174 229H172L171 231H173ZM221 229H219V230H221ZM223 229H224V228H223ZM232 229H231V230H232ZM238 229H234V230H233L234 232L232 231L233 233L230 234V236L232 235L233 238H234L233 241L236 240V239H235V238L237 237V235H236V234H237V233H236L237 231H236V230H238ZM181 230H182V231H181ZM207 230H208V229H207ZM228 230H229V229H228ZM228 230H227V231H228ZM253 230H255V232H256V230H258V229L255 228V229H253ZM83 231H84V230H83ZM148 231L151 232L152 230H151V231L148 230ZM165 231H166V230H165ZM175 231H176V230H175ZM202 231H203V230H202ZM208 231H209V233H210L211 230H208ZM212 231H213V230H212ZM217 231H218V229H216L215 233H216ZM227 231H225V229H224L223 231H221V233H224V232L226 233ZM241 231H243V232H241V233H244V229H243V230L241 229ZM247 231H249V229H245V232H246V233H244V234H246V236H247V235L250 236V233L248 234ZM108 232H109V230H108ZM144 232H145V231H144ZM152 232H154V231H152ZM152 232H151V233H152ZM191 232H190V234H191ZM239 232H240V231H239ZM140 233H141V232H140ZM146 233H147V232H146ZM146 233H145V234H146ZM154 233H155V232H154ZM173 233H175L174 235H177V236H178V234H179V232H178V234H176V232H172V234H173ZM213 233H214V232H212V234H211L210 237H214V234H213ZM221 233H220V234H219V232H218V234L216 233L218 236H220V238L217 237L216 234H215V236L217 237V239L219 238V240H220L221 238H222L221 240H223V239H224L223 237H225L224 234L222 235ZM228 233H229V232H228ZM252 233L254 234V232H252ZM260 233H261V232H260ZM156 234H157V233H156ZM194 234H197V233H194ZM204 234H205V233H204ZM141 235H142V234H141ZM150 235H151V234H149V237H150ZM153 235H154V234H153ZM174 235H173V236H174ZM179 235H180V234H179ZM186 235H187V234H186ZM188 235H189V233H188ZM221 235H222L223 237H221ZM226 235L228 236L229 234L226 233ZM242 235H243V234H242ZM263 235H264V234H263ZM143 236H145V235H143ZM143 236H142V240L144 239ZM157 236H159V235H157ZM168 236L170 237V235H168ZM184 236H185V235H184ZM192 236H193L192 234L189 235L187 239L190 240L189 238H191ZM204 236H205V235H204ZM204 236H202V238H206V237H208V236H206V237H204ZM232 236H231V237H232ZM235 236H236V237H235ZM249 236H247V238H248ZM140 237H141V236H140ZM145 237H146V236H145ZM165 237H166V236H165ZM185 237H186V236H185ZM194 237H195V235H194ZM210 237H209V238H210ZM228 237H229V236H228ZM228 237H227V239H228ZM231 237H230V239H231ZM239 237H240V235H239ZM244 237H245V236H244ZM137 238H138V237H137ZM147 238H148V237H147ZM166 238H168V237H166ZM182 238H183V236H182ZM225 238H226V237H225ZM75 239H76V238H75ZM156 239H157V238H156ZM156 239H155V240H156ZM191 239L193 240V238H191ZM214 239H215V237L213 238V241H211V242L214 243V241H215ZM217 239H216V242H218ZM230 239H229L228 241L231 242V244L233 243V245L235 246L236 243L234 244V242H233L232 240L230 241ZM237 239H238V238H237ZM242 239H243V238H242ZM167 240H168V239H167ZM173 240H174V239H173ZM192 240H191V241H192ZM204 240L206 241V239H204ZM210 240H211V239H210ZM224 240H225V239H224ZM240 240H241V239H239V241H240ZM243 240H246V239L244 238ZM73 241H74V240H73ZM184 241H185V239H184ZM226 241H227V240L222 241V243H224V242H226ZM239 241L237 240V242H238L237 245H238V246L241 245V246H240V249H241V247L244 246L243 244H245V243H244L245 241H244L243 243H240V245H239ZM241 241H242V240H241ZM241 241H240V242H241ZM67 242H68V241H67ZM172 242H173V241H172ZM176 242H177V241H176ZM178 242H179V240H178ZM178 242H177V243H178ZM192 242H193V241H192ZM229 242H228V243H229ZM145 243L147 244V242H145ZM168 243H170V242H168ZM203 243H204V242H203ZM203 243H201V244H203ZM213 243L211 244V245H212L211 248H212V249H214V248L216 249V248H217V250H219V251H216V250L214 249L216 252H214V250H213V252L216 253V254H219L218 252H220V249H221V252H220V253H222V251H224L226 248L229 249V247H230V246H229V247L227 246V245H229L230 243H229V244L227 243V245H226V243H225V245H226V246L224 245V246H225V249H224V247L219 249L218 246L215 245V244H217V243H215V244H213ZM222 243H221V241H220L219 244L222 245ZM262 243H263V242H262ZM62 244H63V243H62ZM231 244H230V245H231ZM63 245H64V244H63ZM66 245H67V244H66ZM151 245H152V244H151ZM178 245H179V244H178ZM191 245H194V243H193V244H190V246H191ZM198 245H199V243H198ZM205 245H206V243H205ZM213 245H215L216 247H215V246L213 247ZM233 245L231 246V248L233 247ZM237 245H236V247H238ZM242 245H243V246H242ZM185 246H186V245H185ZM208 246H209V245H208ZM208 246H207V247H208ZM222 246H223V245H222ZM246 246H247V245L245 244V247H246ZM251 246H252V245H251ZM141 247H142V246H141ZM188 247H189V246H188ZM197 247L200 248L201 246H200V247L197 246ZM205 247H206V246H205ZM207 247H206V249H208ZM236 247L232 248V251H233V249H234V250H237L238 253H240L239 248L236 249ZM202 248H203V247H201L200 249L202 250ZM231 248H230V249H231ZM246 248H247V247H246ZM187 249H189V251L191 250L190 252L195 253V254H199V253H197V252L200 251V250H198L197 252H193L194 247H193V248L190 247V248H187ZM206 249H203V251L200 252V254H199V257H200V258H201V253H204V255L207 253L206 256L209 255V254H208L209 251L206 250ZM222 249H224V250H222ZM137 250H140V249H137ZM149 250H151V249L149 248ZM178 250H179V249H178ZM194 250H195V249H194ZM204 250H205V251H204ZM242 250H244V249L242 248ZM232 251H229V252H230V254H231L232 257H233V256H235L236 252H235V254L233 253V254H234V255H233V254L231 253ZM244 251H245V250H244ZM86 252H87V251H86ZM190 252H186V254H185V255L187 256V258H185L184 260L186 261V259H187V262L189 261V259H188V253H190ZM224 252H225L226 254L228 253L227 250H225ZM147 253H148V252H147ZM192 253H190V254L193 255ZM210 253H211V252H210ZM246 253H247V252H246ZM165 254H167V252H166ZM180 254H181V253H180ZM222 254H223V253H222ZM226 254H225V255H226ZM168 255H170V253H169ZM191 255H189V257L192 258ZM212 255H213V254H212ZM240 255H242V257L244 256V254H242V253H241ZM89 256H90V255H89ZM144 256H145V255H144ZM173 256H174V255H173ZM186 256H185V257H186ZM206 256H203V257H206ZM209 256H210V255H209ZM209 256L206 257V258L209 259ZM214 256H215V255H214ZM218 256H220V255H218ZM221 256H222V255H221ZM165 257H166V256H165ZM197 257H198V255H197ZM215 257H216V256H215ZM225 257H226V256L219 257V259L221 258V261H226ZM229 257H230V256H229ZM229 257H228V258H229ZM236 257H237V256H236ZM84 258H85V257H84ZM136 258H137V257H136ZM146 258H147V257H146ZM152 258H153V257H152ZM191 258H190V260H191ZM200 258H198V262H200V261H199ZM206 258H205V259H206ZM210 258H211V257H210ZM222 258H224L225 260H224V259L222 260ZM226 258H227V257H226ZM82 259H83V258H82ZM86 259H87V258H86ZM90 259H91V258H90ZM138 259H139V258H138ZM153 259H154V258H153ZM201 259L204 260V258H201ZM207 259L204 260V262L201 261L200 264H204V263H207V262L209 263V261H207ZM219 259H218V261H219ZM234 259H235V257H234ZM234 259H233V260H234ZM237 259H238V258H237ZM237 259H235V260H234L235 262H233V263H236V264H237V263H238V262H236ZM243 259H244V257H243ZM243 259H242V260H243ZM87 260H88V259H87ZM209 260H211V259H209ZM212 260H213V259H212ZM216 260H217V259H216ZM227 260H229V259H227ZM129 261H130V260H129ZM194 261L197 262V259H195V256H194ZM205 261H207V262H205ZM83 262H84V261H83ZM153 262H154V261H153ZM187 262H186V263H187ZM198 262H197V263H198ZM202 262H203V263H202ZM214 262H215V264H217L216 261H214ZM239 262H240V260H239ZM85 263H86V260H85ZM147 263H148V262H147ZM151 263H152V262H151ZM151 263H149V264H151ZM183 263L186 264L184 261H183ZM190 263H191V261H190ZM208 263H207V264H208ZM210 263H211V262H210ZM210 263H209V264H210ZM223 263L227 264L226 262H222V264H223ZM242 263H243V261H242ZM61 264H62V262H61ZM81 264H83V263H81ZM129 264H130V263H129ZM136 264H138V263H136ZM153 264H155V263H153ZM176 264H177V263H176ZM180 264H182V263L180 262ZM191 264H192V263H191ZM193 264H194V263H193ZM198 264H199V263H198ZM213 264H214V263H213ZM228 264H229V263H228ZM239 264H240V263H239Z\"/></svg>", "mask_w": 264, "mask_h": 264}]
</instances>
